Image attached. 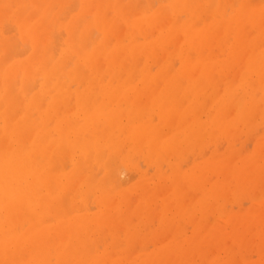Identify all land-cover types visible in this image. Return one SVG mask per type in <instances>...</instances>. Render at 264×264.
<instances>
[{"label":"bare ground","instance_id":"6f19581e","mask_svg":"<svg viewBox=\"0 0 264 264\" xmlns=\"http://www.w3.org/2000/svg\"><path fill=\"white\" fill-rule=\"evenodd\" d=\"M144 1L145 2L142 3L143 4L142 5V4H139V2L140 3L143 2L141 0H128L126 5H123L124 2H126L125 0H0V264H53L52 262H50V260L51 261L55 260L54 262H57V264H103L104 261L106 262L107 259L103 261V258H108V255H113V254L108 253L107 257H106V255L104 256L103 254H102L103 256H101V255L97 256V255H94V253L92 254L90 252H87L92 248V246H93L92 244H94V243H92L90 236H91V233H93V232L95 233V230L92 231V229H94V227H95V224H93V223H96V222H94L96 220L92 218V213L90 212L91 207L89 206V203H91L90 197L92 195L100 193L102 195L103 203L105 204L106 203L105 200L106 199L108 200L110 198L113 199L112 197H110L111 194H113L115 192H119V189L123 185L122 184L123 178L121 177V175H123L125 173V171L118 170V166H119V168L125 167V169H127L126 167H128L129 165L128 166H123V165H125V162L127 163V161L129 160L128 158L130 156L127 158V160H126V158L125 159L123 157L121 158V156H122L121 150L115 149L119 146V142H118L117 138H118V134L120 133L119 132L118 134H116L115 128H116V126L121 125L123 123V120H122L123 116L125 117V119L127 117L128 119H131L132 121H134L136 118H137V120L140 118L141 119L144 118L140 114L144 113L143 115L145 116L146 112L143 111V113H142L141 111L144 108L147 110L148 106L152 105V104L149 105L150 101L148 103V106H147V103H145V102H148V99L150 100V97L148 96L150 93H151L150 96L153 94L151 97V102H153V104L154 103L158 104V102H161L162 97L165 95L169 94L172 97V95L170 93L165 94L166 89H163V83H162L163 79L160 81L159 78L164 77V79H165V78L169 77V80H167V79L164 80V81H166V80L168 81V83H166L164 85H168L167 89L169 90V92L172 91L173 89L177 90L178 88L182 89L181 90V92H182L183 91L182 87H184V86L186 87V85H185L186 82L190 83L192 80H195L194 86H196V84H197L196 81L200 79V83H199V85H200V84H202L201 80L205 76L207 78H209L210 75L211 76L213 75L212 76V77H214L212 79L213 81H215V80L217 81L218 79H220L219 77H217V75L220 73L212 72L213 71L212 65H211L212 61L210 59V57L211 58L217 57V56L211 55L212 52H215L216 54L218 53V51L221 52V49H218V51H216L218 46H217V48H216V45L212 46L216 43L215 42L216 38L214 39L215 36L213 37V34H216L217 31H219V30H216V32L214 31L215 29H217V26H219L218 29L220 28L223 30V34H222V32H218V33H220V36L224 37V38L222 37L223 40L224 39L226 40L225 35L226 36L231 35L230 41L235 40V44L239 43L240 47L243 46V44H246L245 42H247L246 39L244 40V38L249 37L253 33V31H255V30H252V29H254L253 28L254 26H255V28L258 27V29L256 28V30L258 31V33H256V35L258 34L257 38L259 37V40H262V41L264 39V5H263L264 2H263V0H261V1L258 0L260 3L262 2L261 4L258 2H255V0H252L253 2H255V4H259V5L253 4L252 1L250 0L251 4H253V6L254 5L256 6V7L254 6L255 8H251L253 6L251 4H249L248 1H245V0H242V1L240 0L241 2L240 1L234 2V0H233L234 3L233 2L231 3L232 0L231 1H229V0H156L158 3V6L155 5L156 4V3H154V2H156L155 0H144ZM203 1L206 3H203ZM244 1H245V4L242 3ZM205 4H207V5H205ZM208 4L210 6L209 8H207ZM234 4H236V7ZM239 4H240V6H239ZM211 6L213 9V11H212L213 13L210 11ZM234 7H235V9H234ZM236 8L238 10H236ZM250 10L252 12H256V14L253 13L255 15L254 17L252 15L248 16V17L252 16V20H251V18L244 17V15ZM206 11L208 12L209 15H207ZM203 12H206V14L204 15ZM211 14H213V15H211ZM249 14H252V13L250 12ZM214 15L217 18L219 17V19H216V17L211 18ZM247 15H248V13H247ZM208 17H210L212 20H210V18L208 19ZM243 17L245 19L248 18L247 20H251V22L245 21V23L247 22L245 24L243 22V20H245ZM255 17H256V19H254ZM201 18L202 19L204 18L203 21H205L206 20L205 18H207L208 21L206 20L207 22L206 21L204 22L207 24L210 23L209 21H212L213 24L212 23L209 24V29L212 30L211 27L213 25H215L214 30H213L214 33L212 31L213 34L210 32V30H209V32L211 33V35L205 34L207 28L202 27L204 25L203 21H201V24H203V25L199 26V22H200ZM214 20H216V21H214ZM240 20H242V21H240ZM252 21H254V22L252 23ZM238 22H239V25L243 24V23L245 25H242L240 27L241 29L235 27L236 29L234 30L235 31L234 32L233 31L234 26H235V24H238ZM241 22H243V23H241ZM207 24H205L204 26H207ZM247 25H248V27L245 28V26H247ZM250 25L252 27L251 33L247 32V30H248L247 28H249V30H250V27H249ZM201 27L203 29H206V30H203V31H205V33L203 31H201L202 29L201 30L198 29ZM154 28H155V30H153ZM242 28H243V30H242ZM150 30H152V32ZM153 31L154 32L157 31L156 33H158V34L154 33ZM167 31L177 32L176 34H178V36L175 33L171 32V35H172V33L175 34L176 36H174V37H176L177 39L178 38L180 39L182 36L183 37L180 40L178 39V41H177L176 38H174L172 35V37L174 39H172L173 41L171 40V43L168 41L169 42V44H168V42H166V41L168 39H171L172 37H170L168 35ZM243 31H246V32H244L242 34ZM209 32H207V33H209ZM98 33L100 35L96 36ZM153 33L158 35V36H155L157 38H152V36L154 37ZM166 33H167L168 37H170V38L166 39V36H167ZM246 33L250 34V35L248 36ZM180 34H183V35H180ZM150 35H152L151 36L152 41L149 38ZM253 35H255V33L252 34V37H253ZM256 35H255V37H256ZM94 36L98 37V40H94ZM141 36L143 38H145V41H147V43L144 41L145 42V43H143L144 46H142V44H141L143 42L140 40ZM217 36H218V34H217ZM250 38H251V36H250ZM250 38H248L249 41H250ZM148 39H149L150 43L148 42ZM182 39H185V40H182ZM220 39H221V37H220ZM253 39H254V37H253ZM256 40L258 41V39H256ZM176 41H177V43H176ZM217 41H218V44L221 43L219 41V38ZM221 41H222V39H221ZM230 41H229V37H228L227 44L231 45ZM241 41H243V42H241ZM257 41L249 42V43L255 44V47H256V44L258 43L257 48H259V50L257 48H255V50L256 49L257 50L256 51L253 50V51L249 52V54H248V51H249V49H253L252 48L253 44H251L250 48H249V46L247 47L245 45L246 50L244 49V46H243V49L240 48L242 51L240 49L236 50V48L239 47V45H238L235 48V50L237 52H235V53L232 52V53H234V54H232V56H235V57L234 58L232 56L228 57L227 59L229 61H230V59H232V60L230 62L227 60L228 61L227 64H225V66L223 65L224 68L222 66H221L222 68L219 67V65L215 64V62H213L212 64L216 65V66L218 65V69L219 68L223 69L222 72L220 71L221 74L223 75V76L221 75L222 77H224L225 74L227 76H229L231 71H233L231 76L236 75V76H234L236 79L237 75H239V74H237L238 73L237 69H239L240 65L244 66V64H245L244 62L247 61L246 64H247L248 68L253 69V70H259L260 69L259 71H256L259 73V75L256 73V75L259 77V78L257 77L258 81L262 80V78L264 79V75H263V73H264V71H263L264 70V49L263 50L260 49L259 41L258 42ZM262 41L260 43V46L263 45ZM178 42H179V45L182 43V45L179 47L176 46V45H178ZM222 42L224 43V41H222ZM228 42H230V43H228ZM240 42L242 43V45L240 44ZM145 44H146V46H145ZM173 44L179 50V52L177 49H175V47H173ZM207 44H210L209 47L211 46V49L214 48L210 52V55H211L210 57H207V55L204 52L205 51L204 47H206ZM221 46H222L221 48H224L223 44H221ZM232 46H233V43H232ZM209 47H208V49H209ZM226 47H228V45H226ZM170 48L172 50L173 49L177 50V52L175 50H174L175 52H172V50ZM228 48H226V49H228ZM230 48L234 49L233 47H230ZM247 48H248V50H247ZM159 49H164L165 52L168 51L169 54L164 52L166 54V56H164L165 54H163V52H161V51H159L160 52V54H159V53H157ZM180 49H181V51H180ZM226 49L223 50L221 52V54L225 53L227 51ZM164 50H162V51H164ZM207 51H209V50H207ZM170 52L174 53V55L177 58H180V60H181V57L183 58L184 64L182 63V61L180 62L178 59H176V60H178V62H180L182 65H185V68H180V67H179L180 69L174 68V67H176L175 62H174L176 57H173L174 55H172V53L170 55ZM182 52H184L185 55L180 57L181 54L182 55L184 54ZM241 52L246 53L245 57H244V54L241 56L242 59L244 60L242 62H241L242 59H241V57L239 58V54H238ZM177 53H179V54H177ZM221 54L219 53V56H221ZM227 55H228V53H227ZM227 55H225V56H227ZM236 55H238V57H236ZM247 55H249V56H247ZM161 56H164V57L162 58ZM167 56H169L170 58L172 57L171 58L172 60L170 58L168 59L170 62L167 61V59H166ZM208 56H209V54H208ZM159 57H161L162 59H166L167 62L165 60L163 62H161L162 60H161V58L159 59ZM188 57H192L194 59L193 60H192V58L188 59ZM246 57H248L247 58L248 60L247 59L245 60ZM173 58H174V60H173ZM238 58H239V60H238ZM188 60H190L191 63L185 62ZM217 61H219V59ZM217 61H216V63H217ZM237 61H240V63L238 64ZM155 62L158 63V65H155L157 68L156 67L154 68V66H152V65L156 64ZM160 62L163 64H160ZM225 62H226V60H225ZM141 63L144 64V67H142V68H141V66H143V65H141ZM173 63H174V66H173ZM176 63H177V61H176ZM185 63L186 64L189 63V64L186 65ZM164 64H165V66L166 65L169 66V64H170V66L171 65L172 66L171 67L166 66L167 70H165L166 71L165 72L163 70ZM220 64H221V62H220ZM139 65H141V66H139ZM230 65H231L232 69H231ZM232 65H234V66L238 65L237 68L236 67L234 68L236 70L233 69ZM179 66H181V65H179ZM158 67L160 69L162 68L161 70L163 72L158 70ZM215 67H213V69H215ZM168 68H170L172 70V72H173L172 75L174 77L171 75V70L168 71L169 70ZM156 69L158 70V74L160 75L159 77H158V74L156 73ZM224 69H226V70H224ZM240 69H241V66H240ZM261 69L263 72L261 71ZM174 70H176V72ZM229 70H231V71H229ZM152 71L155 73H153ZM214 71H216V69ZM224 71H227L229 74H227V72L224 73ZM218 72H219V70H218ZM252 72H254L252 74H255V71H252ZM165 74H168V75L166 76ZM169 74L173 78H171ZM196 74H198L199 77H195ZM245 76L247 77V75H245ZM253 76H255V75H253ZM139 77L142 80L139 79ZM240 77H242V76H240ZM250 77H252V76H249V79H250ZM255 77L251 78L252 79L251 84H253V82H254L253 79ZM134 78L139 79L140 85L142 83L144 85L146 83V85H148V86L149 85H151V86L155 85L157 87V89L155 88L156 91L153 90L150 86L149 88H151V89L148 88L147 91L144 89H143L144 91L139 89V92H140L139 93L137 91V88L142 89V87L139 85L137 87V84H139V83H138L137 79H136L137 83H135L136 81L134 80ZM227 78H232V77L229 76ZM181 79H182V81L184 79L186 82H185V84L183 82L184 86H182L180 88V86L175 85V82L176 81L178 82L179 80L181 81ZM224 79H225V77H224ZM180 81L178 83H180ZM209 81H211V79ZM237 81H238V78H237ZM260 82H262V81H260ZM232 83H234V82L232 81ZM156 84H158V85L161 84L162 89L160 88V86H158ZM220 84L221 83H219V85ZM144 85H142L143 88L146 86V85L145 86ZM173 85L175 86V88H173ZM210 85H211V83H210ZM254 85H256V82L254 83ZM215 86H218V85H215ZM158 87H159V89H158ZM189 87H191V85H188V88ZM197 87H198V85H197ZM219 87L221 90V88H222L221 85ZM145 88H147V87H145ZM245 88H247V87H245ZM253 89H255V87ZM134 90L136 92H134ZM150 90H151V92L147 94L146 92H148ZM141 91H143V92H141ZM199 91H201V90H199ZM133 93H135L137 95L138 100H141L143 95H146V96L144 97V100L142 99L143 101H141V103H140V101L137 100V97H135L136 99L131 100L133 97L132 95H135ZM217 93L219 94V92H217ZM129 94H131V95H129ZM139 94L141 97L139 96ZM175 94H177V92H174V95ZM182 94H184V93L182 92ZM211 95H213V94H211ZM179 96H180V93L177 97L179 98ZM184 96H185V94H184ZM175 97L176 96H174V99H175ZM177 97H176L177 104H176V102L173 104L174 107L177 109V112L174 111L176 109L173 108V111L171 110V112L173 114L169 110V112L167 111L168 114L164 118H161V120L168 118V117L171 118L174 115V117L171 119H177L175 116H177L179 118L181 117V118L177 124H176V121H175V123H172V124L173 125H180V123H181V125L183 126L184 124H182V123L183 122L186 123V120L189 121L191 119V122H192L193 117L188 119L187 116L191 117V116H193V112L196 113V112H199V110L193 111V109L197 108V107L194 106L193 109H191L192 108L191 107L189 109L190 113L187 110L186 112L188 114H186V116H184L182 118V115H185V114H183L182 111H180V109H178V107L182 103L180 105L178 104L179 103L178 100L180 101V98L177 99ZM223 97H226V95ZM242 97H245V96L243 95ZM256 97H257V95H256ZM256 97L254 99L255 101L251 102V103L254 102L253 105L250 104L252 107H248L251 110L254 107V105L257 106V104H258V103H256V99H257ZM127 98H129L130 100L129 99L126 100ZM181 98H182L181 100L185 99V98H183V96ZM208 98L210 99V97H208ZM211 98H214V97L212 96ZM227 98L229 99V97H226V99ZM263 98L261 97L262 100H263ZM145 99H146V101H145ZM235 99H236V97H235ZM125 100H126V102L131 101L130 105L128 104V102H127V104L132 108L131 110H128L126 116L124 115L126 113L125 109H127L129 106L127 104H125V105H127L125 108V106L123 104V103H125L124 102ZM171 100L173 101V99H171ZM218 100L216 101L217 103H218ZM223 100H225V99H223ZM223 100H222L221 104H223V102H224ZM233 101H235V100H233ZM238 101H240V99ZM238 101L236 104H238ZM241 101H243V100H241ZM142 102H143V104H142ZM169 102L170 101H168V103ZM144 103H145V105H144ZM172 103L173 102H170V105L164 103L163 105L165 107L160 103L162 107L159 106L158 110H159V108H161V111H162V109L164 110V109H166V107L171 106ZM197 103L199 104V102H197ZM208 103L209 102H207V104ZM262 103L260 102L259 104L261 105ZM231 104L229 106H231ZM141 105H143V106H141ZM201 105H204V104H201ZM227 105L228 104H226V106ZM122 106H124V107H122ZM226 106L223 108H226ZM186 107H187V105H186ZM123 108H125V109H123ZM169 109H170V107H169ZM254 109H257V107H255ZM148 110H150L148 114L154 112V111L152 112L153 108L152 109L148 108ZM158 110L156 109V111H158ZM202 111H200V112H202ZM223 111H224V109H223ZM255 111H257V110H255ZM175 112L180 114V115L178 116V114H176ZM221 112H222V110H221ZM231 112H232V110H231ZM137 113L139 114L138 115L139 118L136 117ZM158 113L160 114V112H158ZM195 113H194V118L196 115ZM219 113H220V111H219ZM219 113H218L217 117L220 121V118H226L227 119V117H231V114L233 112L231 114H230V112H229V114H226L227 112H225L224 117H222L223 115L221 116L222 113L221 114H219ZM189 114H191V116H189ZM214 115H215V113H214ZM227 115H229V116H227ZM151 116H153V114ZM234 116H236L235 117L236 120H237V117H239V116H237V114ZM145 117L147 118L148 115ZM159 117H160V115H159ZM246 117H247V114H245V119H246ZM146 118H145V121L139 123L137 125V127H134L132 129L134 132L137 131L136 133H134L131 129H130V131L128 130L129 132L132 131V136H134V140L136 138L139 140L141 135L143 136L142 138H144V135H145L146 138H144V140L148 139V136L150 138L153 137V140L151 143L152 146H147L150 154L159 155V153H160L159 147L160 146L161 147L163 146L164 150L166 149L164 151V152H166V153H164L166 155L165 157L168 156V153L171 151L170 149H173V148H175L177 150L176 151L174 149V153L177 154L179 152L178 150H179L180 146L177 149L176 148L177 143H175V144H171V143L175 142V141L177 142L178 136L177 135H176L177 137L174 136L175 133H174V135H172L173 138L176 137V139L174 141H173V139H171L172 140V142H170L171 145L170 144H169V146L167 144L161 145L162 142L158 140L159 137H157L156 131H153L150 129L151 125L149 126V124H151V123H149V120H146ZM212 118H213V116H212ZM249 118H247L246 120H248ZM253 118H255V117H253ZM141 119H140V121H141ZM153 119L156 120V118H154V117H153ZM171 119H169L170 121L167 124L168 127L171 124L170 122L174 121V120L171 121ZM196 119H197V116H196ZM245 119L243 121H245ZM137 120H136V122H137ZM165 120H167V119H165ZM232 120L233 119L230 120L231 123H229V125H227V124L226 125L228 127L233 126L232 130H234V124H232V122H233ZM242 120H241V124H239L240 121H239V123H237V124H239L238 125L239 127L236 128V133L234 132L233 135L237 136L236 134H238V132H237V131H239L238 129L241 128L243 130L244 126L250 127L249 126L250 124H248L246 126L247 122H245V123L243 122V124H245L243 126ZM250 120L251 119H249V121ZM132 121L128 122L127 124L132 123ZM159 121H160V119H159ZM150 122H151V120H150ZM161 122H163V121H161ZM236 122L234 120L235 125H236ZM202 123H204V122H202ZM205 123H207V122H205ZM123 124L121 126L126 125V124H124V125ZM192 124H194V122ZM222 124L224 125V123H222ZM222 124L220 125L221 127L219 126V129H222V131H224L223 128H225L226 132L231 129V128H229L227 130L225 125H224V127H222L223 126ZM259 124H261V123H258L256 125H259ZM200 125L201 124H199V126ZM191 126H193V125H191ZM151 128H152V126H151ZM155 128H157V127H155ZM188 128H189V126H188ZM194 128H195V126H194ZM124 130L126 131V129H124ZM158 130H160L159 127H158ZM168 130L169 129H167V131ZM185 130H187V129H185ZM245 130H247V129H245ZM125 131H123V133ZM167 131L165 132V134L167 133ZM169 131H171V130H169ZM178 131H180V129ZM231 131H229V132H231ZM129 132H127V133H129ZM172 132H174V131H172ZM186 132H185V134H186ZM188 132H189V130H188ZM195 132H192V134L194 133V135H195ZM213 132H214L213 134H216L215 131H213ZM251 132L253 134L256 131L253 132L251 130ZM206 133L207 132L204 133L205 136H206ZM225 134L226 133H224V135ZM227 134H229V133H227ZM231 134H229L230 137H232ZM159 135L161 136V134H159ZM162 135H164V133H162ZM194 135H192V136H194ZM222 135H223V133H222ZM222 135H220L221 138H223ZM123 136H125V135H123ZM200 136H201V134H200ZM205 136L203 135V137H205ZM260 136L262 139L259 138L257 140V144H256L257 146L255 145V147L258 149H255L254 154H252V156H249V158L248 157H246L245 159L241 158L243 163L248 165V166L247 165L245 166V168L247 167L245 172H247V170L251 167L249 169V172H250L249 176L250 177L252 176V178H253L252 172L253 173H254V171L256 172V170H258V168H259V171H257L256 174L254 173L257 176V178H253V179L250 178L249 179V180H253V181L256 179L254 181L256 183H257V181L262 180V179H259L258 177L261 176L260 178H262V176H264V173H263L264 171H262L263 174H261V170L264 168V161H262L264 159V155H262V154H264V151H263L264 149H260V148H264L263 147L264 146V141H263L264 136H262V134ZM170 137H171V135H170ZM203 137H201V138H203ZM212 137H213V135L211 134V138ZM227 139H228V137H227ZM140 140L142 141L143 139H140ZM144 140L142 141V143L145 142ZM199 140H200V138H199ZM128 141H129V139H128ZM163 141H165L167 143L166 140H163ZM193 141H194V139H193ZM201 142L204 145V142H208V141L207 140H204V141L201 140ZM142 143H141V146L143 145ZM127 144H129V143H127ZM130 145H131V143H130ZM138 145H140V144H138ZM178 145H181V147H183L182 143H180ZM132 146L133 145L129 146L130 149H132L131 148ZM165 146H168L169 149H168V147H165ZM144 147H146V146H144ZM200 148H199V150H201ZM130 149H129V151H130ZM133 149H135V148H133ZM181 149H182V152H181L182 154L187 153L189 150V148L185 149V147H183ZM259 149H260V151H257ZM184 150H187V151L185 152ZM129 151H127V152H129ZM241 152H242V149H241ZM141 153H139V154H141ZM205 153L207 154V152H205ZM224 153H227V152H224ZM129 154H131V153H129ZM143 154L146 155L145 152ZM164 154H163V156H164ZM178 154L180 155V157L185 156V154H184V156L181 155L180 153H178ZM194 154H195V152H194ZM169 155H171V153ZM218 155H217V160H216L217 162L214 161L215 163H212L213 166H212V164H210L208 162L209 160H207L209 166H211L210 168L208 167L207 163H205L207 165V167H205V166L201 167L202 164L200 163L201 168H198V167L194 168V166H195L194 165L190 169V170H193V172L192 171L191 172L190 171L185 172L188 175L185 177L183 176L184 179L180 175L178 177H176V176L173 177L172 181H174V184H177V187L174 188L175 193L171 192L172 195L170 194V196H169L173 182L171 181L172 184H170L168 182L169 188H167L168 189L167 191H169V190L170 191L165 192V194L164 193L161 194V196L164 194L163 196H165V198L162 196V198H160L159 203H158V200H157V202H155L157 192H156V194L154 192L155 196L152 193L151 197L149 195L148 200L146 199L149 202V203L146 202L147 206H148V207L145 206L146 208L143 207V205L141 203L140 204L138 203V204L142 205V207L139 208L137 206L138 208L136 207L135 209H133L134 207H130L128 205L129 203L125 204V201L126 202L129 201V199L126 200L128 198V195L126 196L123 194V191L122 192L120 191L121 194L126 196V199H124L125 198L124 196H122V198H121V200L122 199L125 200V201L122 200V201H124L125 205H121V207L126 206V207H124V208L122 207V208L124 210L126 209L127 211H124L123 209L121 210L120 208H118L120 210L119 214L117 212V216H116V214H114V213H116V211H115L113 214L116 217L112 214L113 218L111 217L112 215L110 216V212H109V214H106V212L104 211L105 217L107 216L106 219H109L107 221L109 223L103 222V225L106 224V225H104V228L106 230L112 229L113 227H115L116 224H118L120 222L119 227H121V228H119V229H121V231H122L123 230L122 227L127 228L126 227L127 224L129 226V223H126V222L124 223L125 220L128 221L126 218H130L128 214H130V216L134 215V216H132V218H135V219H138V218L143 219L141 217L142 215L143 216L147 215L145 217H148V219L152 218L151 216H154L153 214L156 215V213H155L156 210L154 209L155 207L151 205V203H154V202H155V204H159V205H161L164 202L162 204V206L164 205V207H160V209H159L160 212L157 211V213L160 214V215L157 214V216H159V217L156 216L157 218H162L159 220V222L161 224L164 222V220L167 219V218L163 219V217L169 216V215H167L166 212L168 211V209H170L169 207L172 206V204H173L172 202H175L174 200H176V202H175V208L176 209L171 207L174 209L172 211L173 212L175 211L174 213H176V210L179 212V210L182 211L183 208H186V209H184L186 211H183L184 216H182L183 218L186 217V219L191 214L195 215L196 218L199 217L198 214L196 216V212H199L201 214V215L199 214L201 216L200 220L201 219L203 220L206 218V216L208 217L210 215L208 212H211L212 214H214V212H217V210H218V212L222 211L224 205L227 204L226 202L230 201V200H228L229 197H227V198L222 197L220 199L221 195H219V194L224 193V192L220 193V191H222V189L220 190V186H222V183L224 186V184L227 181L223 182V181H219L218 180L219 178H217V179L213 178V181L211 183H208V182H210L211 179L207 178L209 180L208 182L205 179L206 177H208L207 175H209L208 173L210 172V170H211L210 175L214 174L213 171L216 169L215 166L220 168V166H222L224 164L223 165V168H224V166L229 165V164H226L227 162H224L227 159L221 160L222 162L218 161ZM231 155H232V153H231ZM261 155L263 156V158H261V159L259 158V159L262 161L263 164L262 163L256 164V162H259L258 157H260ZM132 156H134V152H133ZM171 156L174 159H176V157H174L173 155H171ZM203 156H204V154H203ZM238 156H239V154H238ZM180 157H178V158H180ZM135 158H137V156L136 157L134 156V159ZM171 158H170V160H172ZM236 158H237V155H236ZM251 158L253 160V161L251 160L252 163L250 161ZM255 158H256V160L257 159L258 160L256 161ZM153 159H154V157H153ZM231 159H228V160H231ZM211 160L212 159H210V161ZM118 161H120L121 166H120V163ZM164 161H166V160H164ZM173 161H175V160H173ZM173 161H171V162H173ZM238 161H239L238 162L239 165L237 163H235L236 167H232L235 165L234 161H232V160L229 161L230 164H232L231 162H233V165L230 166L231 169L229 168V166L225 167L224 169L221 167L222 170H220V172H219V170L217 168L216 170L219 173H217L215 175H219L221 172L224 173V170L226 168H229L232 177L230 175L229 176L231 178H235L234 181L235 180L237 181V179H239L238 177L242 176L240 174H243L244 169H245L242 167L244 164H242V162L239 160V158H238ZM116 162H118V163H116ZM137 163H138V161H137ZM139 163H140V160H139ZM141 163H142V161H141ZM158 163H160V162H158ZM188 163H189V161H188ZM202 163H204V162H202ZM219 163H220V166L218 165ZM253 163H255V164H253ZM154 164L157 165V163H154ZM162 164H163V161H162L161 165ZM250 164H253L254 167H252L253 165H250ZM112 165H114L115 167L114 166L112 167ZM140 166H141V164H140ZM198 166H199V163H198ZM212 167H214V168L212 169ZM237 167H239V168H237ZM162 168H163V166H162ZM197 168L200 171H197ZM233 168L234 169L237 168V169L234 170ZM240 168H243V170ZM128 169L130 170V168H128ZM179 169H182V167ZM203 169L208 170L209 172L205 171V170L203 171ZM239 169H240V171L242 170V172H239ZM175 170L177 171V169H175ZM201 170L203 172H207V174L204 175L205 174L204 173V174H202V176H201V174L199 175V172H202ZM237 170L239 173L237 172ZM133 171H134V169L131 170L132 174H134L136 172V171H134V172ZM166 171H168V170H166ZM166 171H165V173H166ZM180 171L181 170H179V172ZM194 171H197L198 173H195ZM193 173L196 174V176H194ZM233 173H234V175H233ZM237 173H238V176H237ZM100 174H102V175L99 177ZM199 176H201L202 180H204V181L206 180V182H204V184H206V183L208 184V186L206 185V190H207V188H210V186H212L215 188L213 190L219 192V193H217L219 196L216 194V197L215 196L212 197L211 198L212 201L211 202L209 201L210 203L216 202V205L214 203L210 204L212 206L207 205L209 202L206 203V201H208V198L206 200V197H205L204 199L201 200L203 202L197 203L198 205H195L196 204V202H195L194 205H195L196 209L193 208L194 206H192L193 209L192 208L190 209L189 203L192 204V202L195 201V197L197 196V194L194 192L193 195L191 194L193 200L191 198L190 200L189 199L185 200L186 201L185 202L183 199H186L190 193L185 195L184 193H187V192H185V190L182 193L183 189L180 186V185H182V182L180 183V185L178 182L180 179L184 180V181L186 180L187 182H183V184L186 187V190H188V189L191 190L193 188H194L193 190H195L196 189L195 187L192 188L190 186V185L194 186V183H195L196 187H199V185H200V186H202V188L204 190L205 185L203 183H201L203 181L199 179ZM204 176H205V178H204ZM190 177H192V178H190ZM193 177H195V178H193ZM222 177L225 178L227 176L225 175ZM247 177L245 178V180H243L244 177L243 178L241 177V179L238 180L239 184L242 183V180L243 181L248 180ZM188 178H189V180H188ZM220 178H221V176H220ZM190 180H192L191 181L192 184L188 183ZM215 180H218V181H215ZM220 180H222V178ZM232 180L233 179L228 180V182L231 181L228 184H230L233 187L232 184L235 183L233 191H236L239 188V184H238V182H233ZM163 181H164V179H162V183H163V186L165 187L166 182L168 180L166 182H163ZM196 181L199 182L200 184L196 183ZM140 182H142V181H140ZM158 182H159V180H158ZM254 182L253 183L251 182L250 185L253 184L254 187H256L255 186L256 183H254ZM164 183H165V185H164ZM186 183L189 186H187ZM217 183H218V185H217ZM220 183H221V185H220ZM258 183H260V182H258ZM153 184L156 186L155 183H153ZM159 184H161V183H159ZM201 184H203V185H201ZM228 184H227V188H226V186L225 187L222 186L223 190L227 191V192L225 191V193H224L226 195H228V193H229L228 189H229L230 185H228ZM243 184L244 183H242L241 185H243ZM247 184H248V182H247ZM139 185H140V183H139ZM155 186L153 188L155 189V191H158L159 189L157 190V188H155ZM249 186L247 187V185H245L244 186L245 189H243L244 187L241 186L243 190L240 187L238 189L239 192L238 191H236L237 193L233 192L232 196H233V194L235 197L240 195V197L242 199L241 194L242 195L244 194V192H242V191L245 190V193H247L246 191H248V190L246 189V187L250 190ZM130 187H129V189H130ZM160 187H158V188H160ZM151 188L152 187H150V189ZM137 189H139V187H137ZM137 189H135V190H137ZM154 189H153V191H154ZM131 190H133V189L131 188ZM141 191L143 192V190H141ZM149 191L150 190L147 189V191H145V193H143L144 196L146 194L148 195ZM176 191H177V193H176ZM230 191H231V189H230ZM159 192H160V190H159ZM190 192L192 193V190ZM180 193H181V195H180ZM150 194H151V191H150ZM173 194L174 195L179 194V196H177L173 200V197H174ZM249 194H250V191H249ZM138 195L140 197L139 199H142V197L144 198L142 193H140ZM147 195H146V197H147ZM205 195H207V194H205ZM211 195H212V193H211ZM226 195H224V196H226ZM185 196H186V198H184ZM228 196H230V194ZM232 196H231V198H235L234 196L233 197ZM166 197H168V199L173 200V201L170 202V200H168ZM179 197L180 198L183 197V199L181 198L182 199L181 200ZM217 197L220 200L225 198L224 199L225 201L223 200V201L218 202L219 199ZM151 199H153V200L155 199L154 202H152ZM177 199H180V200H177ZM209 199H210V196H209ZM214 199H215V201H214ZM246 199H243V200H246ZM115 200H116V198H115ZM131 200H132V198H131ZM231 200H233V199H231ZM97 201L99 203L98 199H97ZM109 201H111L109 206L114 205V202L112 203L113 200H108L107 203H109ZM138 201L140 202V200H138ZM100 202L102 203V201H100ZM167 202L171 203V205H169V207L167 205ZM183 202L186 204H184ZM165 203L167 206H165ZM187 203L189 206L187 205ZM130 204H131V206H133L132 205L133 203L130 202ZM176 204H177V206H178V204H180V206H183L182 209H179L181 207L180 206L177 207ZM199 204H200V206H199ZM220 204H221L222 208L219 206ZM232 204H234V203H231V205ZM213 205L216 207V208H214V212H212ZM252 206L253 207H255V206L251 205V209H252V211H254L256 208H252ZM149 207L151 209H149ZM200 207H202V208H200ZM206 207L207 208L209 207L208 209L209 210L211 209V211H209ZM162 208H163L164 212L166 210L165 214L163 213V210H161ZM187 208H189V209H187ZM199 208L201 209V211L199 210ZM219 208H221V209H219ZM230 208H228V209H230ZM130 209L135 210V212L132 211L133 213L132 212L130 213ZM136 209H138V210H136ZM142 209H144V210H142ZM153 209H154V213H153ZM193 210H195L196 212ZM197 210H199V211H197ZM236 210H238V207ZM128 211H129V213H128ZM142 211H144L145 213L142 214ZM234 211L235 210H233V213H234ZM245 211H247V209ZM121 212H122V216H123V218L122 217L121 218L123 221L121 219L119 220L120 217H118L119 215H121ZM183 212H179V216H178V213H176V214L180 218ZM186 212H187L188 216L185 214ZM248 212L249 211H247L245 214L248 216H249V214L251 215V213H248ZM124 213H126V215ZM135 213H137L138 216L136 214V217H135ZM205 213H206V215H205ZM227 214L228 213H226V215ZM124 215H125V220H124ZM172 215H173V213H172ZM246 215H244V217ZM97 216H99V215H97ZM173 216H172V218H173ZM213 217L215 218V216H213ZM227 217L229 218L228 215H227ZM234 217H237V216H234ZM153 218H155V217H153ZM172 218L170 217V218H168V220L170 221ZM214 218H211V219H214ZM115 219H116V221H115ZM217 219H219V218H217ZM262 219L264 221L263 215L261 216V220ZM132 220L134 221V219H132ZM161 220H163V221L161 222ZM168 220H166L167 222L165 221L166 224L165 223L164 224L166 226L168 224V227H169V223H172V222L171 221L168 222ZM174 220H175V218H174ZM200 220H199V222H200ZM219 220H222V219H219ZM224 220H225V218L223 219V221ZM110 221H113V222L115 221V222L113 223ZM185 221L188 222L190 220L188 219V221L187 220H185ZM263 221H262V224L259 221L260 224H258V226L256 227L255 233L259 237L261 242L264 243V241H262V240H264V226H262V225H264ZM197 222H196V224H197ZM226 222H228V221H226ZM121 223L123 224V226ZM140 223L141 222H139L138 225ZM174 223H175L174 225H177L178 222L176 221ZM183 223L184 222L180 223V221H179L178 227L183 225ZM229 223L232 225L234 222L231 223L229 220ZM99 224H102V223L100 222ZM179 224H181V225H179ZM189 224H191V223L189 222ZM193 224H195V223H193ZM198 224H197V226H195L197 228V230H196V228H194L193 232L199 238L196 240L197 237L194 234H193L194 238L191 237L193 239L186 238L187 240H190V241H186V242H188L189 245L192 243L191 247H188L187 243H186L187 245L185 244V247H184L183 240L180 242V244H178L176 241H180L179 239H174L178 245L176 243L173 244L171 242L172 240L169 241L172 243V245H171V243L169 244V242H168V245H166L167 243H165V244L162 243L164 245V246L162 245L164 247V251H165V249H167V246L168 247L172 246L173 248L175 246L176 250L179 248L176 253L178 254L180 252V254H178L177 257L179 258V256H180L183 259V260L181 259L179 261L180 264H191V262H193L194 264H196V263L199 264L197 261H194V259L192 260V258L194 257L193 255L201 252L202 255L200 254L201 256L200 255L199 256L200 257L204 256L203 255V253H205V252H203L204 249H205V251L208 249V248H206L205 245H209V243L211 241H214L217 238V236L219 235V232H221L219 230L223 231L221 224L216 223V224H218V226H217L214 223L213 224L215 226L214 229L212 228L213 227V225H212V227L210 226L211 228L209 231H205V233H203L204 232L203 231L202 233L204 236L202 235L201 237L204 239H201V237L199 235L201 233V231L199 230V229H201V226L199 227ZM236 224H238V223L233 224L232 228H234L233 231L234 230L238 231L239 234L234 231L233 235L236 233L235 234V241H240L242 239L241 240V242H242L243 239L245 238V236H244L245 233L241 231L243 229L242 225H240V224L237 225V226H239L238 228H240V226L242 227V228H240L241 230L239 231L238 228H236V226H235ZM132 225H134V224H132ZM205 225H208V224H205ZM205 225H203V227H205ZM111 226H113V227H111ZM172 226L169 227V229L164 227L163 229H165V231L160 232V234L158 233V237H160V235L164 234L163 232L166 233V229L167 230H170V228L172 229L173 228ZM183 226H185V225H183ZM129 227H132L129 229H131V230L133 229V226L130 225ZM138 227H140V225ZM181 227L179 230H177V229L176 230L178 231V235L180 234L181 236H183V233H181V232L183 231L182 228H184V227H182V228ZM215 228H216V230H215ZM180 230H181V232H179ZM198 230L200 231L199 233L197 232ZM203 230H206V229H203ZM134 231H136V230H134ZM134 231H132V233H134V235H136L139 232V230H138V232L137 231L134 232ZM128 232L131 233L130 230L127 231V233ZM186 232H187V230H186ZM103 233H105V231H103ZM127 233H126V236L129 235V233L128 234ZM211 233H213V235L214 234L217 235V236L216 235L214 236L215 237L214 240H213L214 237H211L212 236ZM242 233H244V234H242ZM100 234H102V233H100ZM131 234L129 235L130 236L129 240L131 238H133L132 236H134ZM141 234H142V232H141ZM229 234H230V232H229ZM102 235H104V234H102ZM207 235H209V236H207ZM137 236H138V234L134 237L136 238ZM142 236H144V235H140L141 240L133 239V242H135L133 247H135L136 240L140 241V243H139L140 248L142 246H145V245H143L144 244L143 242H144V240H146L145 242H147V237H146V239L145 238L142 239L141 238ZM148 236H150V234ZM105 237H109V236H105ZM176 237H178V236H175V238ZM210 237H211V239H209L207 241V238H210ZM219 237L220 238H217L218 240L221 239V236H219ZM94 238H95V236H94ZM155 239H157V237ZM90 241L92 243L91 248L89 247ZM97 241H100V240L98 239ZM139 241H137V243ZM195 241H196V244L194 243ZM198 241H200V242H198ZM130 242H131V240H130ZM95 243L97 244V242H95ZM184 243H185V241H184ZM98 244H100V243H98ZM106 244H108V243H106ZM203 244H204V246H203ZM131 245H133V244L131 243ZM169 245H171V246H169ZM179 245L182 247L183 250L181 249V247ZM231 245L232 244L230 243V245H228L229 247L227 246V248H222V250H221V251H224L226 253V255H225L226 257L224 256L225 259H222V257L220 259V257H218L220 255V253H218V252H220V250L217 252V254H218V256H217L215 253L211 254L212 251L208 249V251H206L205 254L208 255V252L210 251V255H208V256H210V259L208 258V256L205 255V257H207L206 259H208V260H206V262L204 260L201 263L208 264L210 262V264H229V263L231 264L233 262L236 264V262H234V261H237V260L231 259V256H230V255L233 256V250L231 249V251H230V247L233 248V246H231ZM136 246H138V245H136ZM98 247H100V246H98ZM146 247H145V249H146ZM159 248H158V250L156 249V251L157 252L159 251L158 253L160 254L163 251V248H161V246ZM184 248H186L188 250H186ZM198 248L202 251H199L198 253H196L199 250ZM212 248H214V247H212ZM228 248H229V250H228ZM189 249L195 253L192 254V252L189 251ZM225 249H226V251H225ZM141 250H142V248H141ZM160 250H161V252H160ZM193 250H195V251H193ZM90 251H92V249ZM95 251H96V249H95ZM156 251H154V252H156ZM181 251H183L184 253L181 254ZM188 251L190 252L191 257L189 255ZM93 252H94V250H93ZM118 252H120V251H118ZM154 252L152 251V254ZM172 252H175V250ZM227 252H228L230 258L227 255ZM230 252H231V254H230ZM111 253H112V251H111ZM144 254L145 253H143L141 255V257L145 258L146 255H144ZM150 254L151 253H149V255ZM152 254H151V256H152ZM50 255H52V258L50 257ZM149 255L147 254L146 258L150 257V260H153V259L156 260L157 259L156 257L151 258V256H149ZM155 255L156 254L154 253L153 256H155ZM165 255H167V254H165ZM125 256L127 257V259L123 258V260H124L123 262L121 261L122 258L120 259V257H118L119 259L116 258L117 260H113L112 257H110L112 260L110 258H108L107 262L108 263L111 262V264H112V261L113 262L115 261L114 263H117V264H119L120 262H121L120 264H122V263L125 264V262L128 259H130V256H129V258H128V255H125ZM174 256H172L173 258L171 257L172 259L170 258L169 260L176 261L177 257L175 256L176 257L175 258ZM186 256H188L190 258H188ZM220 256H223V255H220ZM131 257L133 259L130 262L128 260L129 263L128 262L127 263L128 264H135V262L137 260L135 259V257H133V256H131ZM144 258L140 259L142 264L146 263L147 261L149 262L148 259H144ZM174 258H175V260H174ZM211 258H212V260H211ZM232 258H234V257H232ZM200 259L202 260L203 258H200ZM118 260H120L119 263H118ZM231 260H233V261H231ZM148 262L146 264H149ZM138 263L140 264V262H138ZM138 263H136V264H138ZM151 264H155V263H151Z\"/></svg>","mask_w":264,"mask_h":264},{"label":"rangeland","instance_id":"374dc122","mask_svg":"<svg viewBox=\"0 0 264 264\" xmlns=\"http://www.w3.org/2000/svg\"><path fill=\"white\" fill-rule=\"evenodd\" d=\"M126 2H124V4L123 5H126V3H127V1L128 0H125ZM141 1H143V2H139V4H142V3H144L145 1L144 0H141ZM156 1V0H155ZM229 1H231V0H229ZM235 1H240V0H234V2ZM242 1V0H241ZM240 1V2H241ZM245 1H248L249 2V4H251V1L250 0H245ZM245 1L244 2H242L243 4H245ZM259 1H261V0H259ZM258 0H255V2H258V3H260ZM233 2V0L231 1V3ZM233 2V3H234ZM255 2H253L252 1V3L253 4H255ZM263 2H264V0H263ZM154 3H156L155 5L156 6H158V3H157V1L156 2H154ZM203 3H206V2H204L203 1ZM238 3V2H237ZM262 3V2H261ZM260 3V4H261ZM73 4V3H72ZM146 4V3H145ZM241 4V3H240ZM240 4H239V6H240ZM253 4H251L252 6H253ZM143 5V4H142ZM205 5H207V4H205ZM235 5V7H236V4H234ZM242 5V4H241ZM255 5H259V4H255ZM254 5V6H255ZM263 5H264V3H263ZM155 6V7H156ZM243 6V5H242ZM251 7V8H255V7ZM210 6H209V4H208V7L207 8H209ZM235 7H234V9H235ZM238 7V6H237ZM211 9H212V6H211ZM210 9V11L212 12L213 11V9L211 10ZM250 9V8H249ZM236 10H238L237 8H236ZM252 10V9H251ZM248 11L247 13H248V15H247V13L244 15V17H248L249 15H252L253 17L255 16L254 14H256V12H252V11ZM208 11V10H207ZM206 11V12H207ZM206 12H203V14L205 15L206 14ZM252 13V14H249V13ZM213 13V12H212ZM254 13V14H253ZM202 14V15H203ZM207 15H209L208 14V12H207ZM211 15H213V14H211ZM247 15V16H246ZM252 16L251 17H248V18H251V20H252ZM207 17V16H206ZM214 17H216L215 15L214 16H212L211 18H214ZM243 17V18H244ZM257 17V16H256ZM256 17L254 18V19H256ZM210 17H208V19H209ZM210 18V20H212ZM248 18H244L245 20H243V22L245 23V21H249V22H251V20H247ZM206 20H207V18H205ZM216 19H219V17L217 18L216 17ZM262 19V18H261ZM204 20V18L202 19L201 18V20H200V22H199V26H202L203 24L205 25V24H207V23H204L205 21H203ZM242 20H240V21H242ZM201 21H203V24H201ZM208 21V20H207ZM206 21V22H207ZM214 21H216V20H214ZM239 21V22H240ZM263 21V20H262ZM210 22V23H209ZM208 23L209 24H211L212 23V21H209ZM218 22V21H217ZM239 22H238V24H235V26H234V29H233V31L236 29V28H240L242 25H245L243 22H241V23H243V24H240L239 25ZM248 22V23H249ZM254 21H252V23H253ZM259 22V21H258ZM201 24V25H200ZM209 24H207V26H202V27H206L207 28V30L206 29H203L202 27L201 28H198V29H202L201 31H203V30H206V33H205V31H203L205 34H210L211 35V33H212V31L214 30V27H215V25H213L212 27H211V29L212 30H210L209 29ZM213 24V23H212ZM217 24V23H216ZM251 24V23H250ZM218 25V24H217ZM218 27L219 26H217V29H215L214 31L216 32V30H219V31H217V33L216 34H213L214 33V31H213V37H214V39L216 38V43L214 44V45H212V46H215L216 45V48H217V46H218V48L216 49V51H218V49H221V52L223 51V50H225L226 48H228V49H226L227 51L225 52V53H223V54H221V52H219L218 51V53L216 54L215 52H212V54L211 55H213V56H217V57H213V58H211L210 56V52H211V50H213L214 48H212L211 49V46L209 47V45L210 44H207L206 45V47H204V49H205V54L207 55V57H210V59H211V65H212V72H217V73H220V74H218L217 75V77H219L220 79H218L216 82L218 83H216L215 81H213L212 79L214 78V77H212L211 75H210V77L209 78H207L206 76V78L204 79H202L201 80V82H202V84H200L199 85V83H200V79L199 80H197L196 82H197V84H196V86H194L195 84H194V81L195 80H192L190 83H188V82H186L184 79H183V81H182V79H181V81H180V83H178L177 81L175 82V85L176 86H180V88L182 87V86H184V84H185V82H186V87L184 86V87H182L183 88V93L185 94V96H184V94H182V92H181V90L182 89H173L172 91H170L169 92V90L167 89V87H168V85H164V84H166V83H168V81L167 80H169V77H167V78H165V79H167L166 81H164L165 79H164V77L163 78H159L160 79V81L163 79V89H166V91H165V94L167 93H170L171 95H172V97L168 94V95H165V96H163L162 97V100H161V102H158V104H153V102H151V97H152V95L150 96V92H151V90L150 91H148V92H146L147 91V89L151 86V85H146V83H145V85L142 83L141 85H140V81H139V79H141L140 77H139V79H137V78H134V80L136 81V79L138 80V83L139 84H137V87H138V85L139 86H141L142 87V89L141 88H137V91L139 92V89L140 90H146L145 92L148 94V93H150L148 96L150 97V100L148 99V102H145V103H147V106H148V103H149V101H150V103H149V105L150 104H152L151 106H148V108L149 109H152L153 108V110H152V112L153 113H150L151 115L153 114V116H151L150 114H148L149 113V111L150 110H148V108H147V110L145 111L144 109L141 111L142 113H143V111L144 112H146V115L145 116H147L148 115V117L146 118L143 114H140V115H142L144 118H140L141 119V121H140V119H138L137 120V118L136 117H138V113L136 114V119L134 120V121H132L131 119H128L127 117H126V119H125V117L123 116V123L124 124H126V125H124L123 123V125L124 126H121V125H118V126H116V128H115V131H116V134H118L119 132V134H118V138H117V140H118V142H119V146L117 147V148H115V149H120L121 150V152H122V156H121V158L123 157L124 159L126 158V160H127V158L129 159L128 161H127V163L125 162V165H123V166H128V167H126L127 169L128 168H130V170L128 169H125V167L123 168H119V166H118V170H121V171H125V173L123 174V175H121V177L123 178V181H122V186H121V188L119 189V192L121 191H123V194L124 195H128V198L126 199V196H124L123 194H121V192L119 193V192H115V193H113V194H111V196L110 197H112L113 199H108V200H113L112 201V203L114 202V205H111V206H109L110 205V202L111 201H109V203H107V201L105 200V204L103 203V199H102V195L100 194V193H97V194H94V195H92L91 197H90V202L91 203H89V206L91 207V213H92V218L93 219H95L96 221H94V222H96V223H93V224H95V227H94V229H92V231L93 230H95V233L93 232V233H91V236H90V238H91V241H92V243H94V244H92L91 243V241H90V245H89V247L91 248V246H92V251H87V252H90V253H94V255H97V256H99V255H101V256H105L106 255V257H107V254L108 253H110V254H113V255H108V258H110V257H112V259L113 260H117V259H119L118 257H120V259H121V261L123 262L124 260H123V258H126L127 259V257L125 256V255H128V258H129V256H130V259H128L129 260V262L133 259L131 256H133V257H135V259L138 261V262H140V264H142V262H141V258L143 259L144 257H141V255L143 254V253H145L144 255H146L147 256V254L149 255V253H151L152 254V251L154 252V251H156V249L158 250V248L161 246V248H163V251L161 252V250H160V254L156 251V252H154L156 255L155 256H153V254H152V256H151V254L149 255V256H151V258L153 257H156L155 259L156 260H150V257H148V258H146V256H145V258L144 259H148L149 260V264H151V263H157V264H180L179 263V261L182 259L180 256H179V258L177 257V255L178 254H180V252L177 254L176 252L178 251V249L176 250V248H175V246H174V248L171 246L172 245V243L173 244H175L176 242L178 243V244H180V242L183 240V244H184V247H185V244L187 243L188 244V242H186V241H190V240H187L186 238H191V237H193V234L195 235V233L193 232V230H194V228H196L195 226H197V224H198V226L200 227L201 226V229H199L200 231H201V233L203 232V233H205V231H209L210 230V228L212 227V225L215 223H218V224H221V226H222V229H223V231L222 230H219V231H221V232H219V235L217 236L216 234H214L213 235V233H211V237H214L215 235L217 236V238H220L219 236H221V239H215V237L213 238V240L214 241H211L210 243H209V245H205L206 246V248H208L209 250H211L212 251V253L211 254H213V253H215L217 256H218V254H217V252L220 250V252H218V253H220V255H223V256H218V257H220V259H221V257H222V259H225L224 258V256L226 255V253L224 252V251H221L222 250V248H227V246L228 245H230V243L232 244L231 246H233V248L232 247H230V251H231V249L233 250V256L232 255H230L231 256V259H236L237 261H234V262H236V264H264V243L263 242H261V240L259 239V237L256 235V227L258 226V224H260V222H261V224H262V221H263V219L261 220V216L263 215L264 216V176H262V178H260V177H258L259 179H262V180H260V181H257V183L256 182H254L253 180H249L250 178L251 179H253V178H257V176L255 175L256 174V172L257 171H259V168H258V170H256V172L254 171V173L252 172V175H253V178H252V176L250 177L249 175H250V172H249V169L251 168H249L248 170H247V172H245L246 171V168H245V166L247 165V164H245V163H243V161H242V159L244 158H246V157H248L249 158V156H252V154H254V152H255V149H258V148H256L255 147V145L257 144V140L260 138V139H262L261 138V134H262V136H264V79L262 78V80H260V81H262V82H260V81H258V76L256 75V73L259 75V73L258 72H256V71H259V70H253V69H250V68H248L247 67V64H246V62L247 61H245L244 63L246 64H244V66H242V65H240L241 66V69H240V66H239V69H237V71H238V73L237 74H239V75H237V77H236V79H235V77L234 76H236V75H234V76H231L232 75V73H233V71H231V70H229V71H231V73H230V77H234L233 79L232 78H227V77H229V76H227L226 74L224 75V77H225V79H224V77H222L223 75L221 74V72L223 71V69H218V65H219V67H223V65L225 66V64H227V62L229 61L227 58L228 57H230V56H232V54H234L235 52H237L236 50L237 49H240V48H242L243 49V46H244V49H245V47L247 46H249V48H250V46H251V44H253V43H249V42H255V41H257L256 39H258V41H259V47H260V49L261 50H263L264 49V39H263V41L262 40H259V37L257 38V35H256V33H258V31L256 30V28L258 29V27H256L255 28V26L253 27L254 29H252V27H251V25L249 26L250 27V30H249V28H247L248 30H247V32H249V33H251V31L252 30H255V31H253V33L252 34H254L255 33V35H256V37H255V35H253V37H254V39H253V37H252V34L250 35V34H247L248 36L250 35L251 36V38H250V36L249 37H245L244 38V40L246 39V41L247 42H245L246 44H243V46H241L240 47V45H239V43H237V44H235V40L233 41L232 39V41H230V36L231 35H229V36H226L225 35V38H226V40L224 39L223 40V36H220V33H218V32H222V34H223V30L222 29H218ZM236 27V28H235ZM246 27H248V25L247 26H245V28ZM241 29V28H240ZM252 29V30H251ZM153 30H155V28L153 29ZM209 30H210V32H209ZM221 30V31H220ZM242 30H243V28H242ZM151 32H152V30H150ZM154 32V31H153ZM157 31H155L154 33H156ZM168 32V35L170 36V37H172V35H173V37L174 36H178V34H176L177 32H173V31H167ZM171 32H173V33H175V34H173L172 33V35H171ZM202 32V33H203ZM207 32H209V33H207ZM235 32V31H234ZM244 32H246V31H243L242 32V34L244 33ZM96 33V32H95ZM153 33V34H154ZM170 33V34H169ZM156 34H158V33H156ZM156 34H154V37L152 36V35H150V39H151V41H152V38H157V37H155V36H158V35H156ZM217 34H218V36H217ZM221 34V35H222ZM98 35H100L99 33L96 35V36H98ZM166 35H167V33H166ZM168 35L166 36V39L167 38H170V37H168ZM180 35H183V34H180ZM96 36H94V40H98V37H96ZM151 36H152V38H151ZM171 38V39H168L166 42H170L171 43V40L172 39H174V38H176V37H174V38ZM183 37V36H182ZM181 37V38H182ZM219 38V41L221 42L220 44H218V38ZM220 37H221V39H222V41H224V43L221 41V39H220ZM223 37V38H222ZM228 37H229V41L231 42V45L230 44H227V41H228ZM180 38V39H181ZM185 38V37H184ZM248 38H250V41H249V39ZM179 39V38H178ZM178 39L176 38V40L178 41ZM179 39V40H180ZM140 40L141 41H143L141 44H142V46H144V44L143 43H147V41H145V38H143L142 36L140 37ZM156 40V39H155ZM182 40H185V39H182ZM254 40V41H253ZM145 41V42H144ZM173 41V40H172ZM177 41H176V43H177ZM257 41V42H258ZM261 41L263 42V45H261L260 46V43H261ZM148 42H149V39H148ZM169 42H168V44H169ZM180 42V41H179ZM179 42H178V45H176L177 47H179V46H181L182 45V43L179 45ZM226 42V43H225ZM230 42H228V43H230ZM241 42H243V41H241ZM240 42V44L242 45V43ZM150 43V42H149ZM152 43V42H151ZM173 43V42H172ZM175 43V42H174ZM232 43H233V46H232ZM249 43V44H248ZM221 44H223V47L224 48H221L222 46H221ZM225 45V46H224ZM226 45H228V47H226ZM235 45V46H234ZM239 45V47H237ZM246 45V46H245ZM258 43L256 44V47H255V44H253L252 46V48L253 49H249V51H248V54H249V52H251V51H256L257 49L259 50V48H257L258 46ZM145 46H146V44H145ZM160 46V45H159ZM170 46V45H169ZM168 46V47H169ZM220 46V47H219ZM263 46V47H262ZM161 47V46H160ZM167 47V46H166ZM173 47H175L174 46V44H173ZM208 47H209V49H208ZM226 47V48H225ZM230 47H233L234 49H231ZM237 47V48H236ZM159 48V47H158ZM165 48V47H164ZM172 48V47H171ZM170 48V49H171ZM235 48H236V50H235ZM255 48H257L256 50H255ZM175 49H177L176 47H175ZM175 49H171L172 50V52H177V50H175ZM162 50H164V49H159L158 50V52L157 53H159L160 54V52L159 51H161V52H163V54H165V53H168V51H166L165 52V50L164 51H162ZM175 50V51H174ZM207 50H209V51H207ZM231 50V51H230ZM234 50V51H233ZM241 50V49H240ZM246 50V49H245ZM244 50V51H245ZM247 50H248V48H247ZM180 51H181V49H180ZM242 51V50H241ZM165 52V53H164ZM172 52H170V55H171V53ZM178 52H179V50H178ZM208 52V53H207ZM232 52H234V53H232ZM240 52V51H239ZM181 53V52H180ZM182 53H184V52H182ZM219 53L221 54V56H219ZM227 53H228V55H227ZM169 54V53H168ZM177 54H179V53H177ZM208 54H209V56H208ZM216 54V55H215ZM239 54V58L244 54V57H245V55H246V53L244 52H241V53H238ZM251 54V53H250ZM172 55H174V53H172ZM185 55V53L182 55H180V57L181 56H184ZM225 55H227V56H225ZM164 56H166V54L164 55ZM164 56H161L162 58L164 57ZM247 56H249V55H247ZM161 57H159V59L161 58ZM173 57H176L175 55L173 56ZM233 58L235 57V56H232ZM236 57H238V55H236ZM161 58V62H163L164 60L166 61V59H167V61L168 62H170L168 59L170 58L169 56H167V58L166 59H162ZM172 58V57H171ZM170 58V59H171ZM190 58H192V57H188V59H190ZM239 58H238V60H239ZM248 57H246L245 58V60L247 59ZM176 59H178L180 62L182 61V63H183V58L181 57V60H180V58H175V60H174V58H173V60H174V62H175V66L176 67H174L175 69H177V68H185V65H182L180 62H178V60H176ZM194 58H192V60H193ZM219 59V61H217ZM236 59V58H235ZM241 59H242V57H241ZM172 60V59H171ZM191 60V61H192ZM225 60H226V62H225ZM228 60V61H227ZM232 59H230V61H231ZM248 60V59H247ZM166 61V62H167ZM176 61H177V63H176ZM216 61H217V63H216ZM229 61V62H230ZM242 61H244L243 59L241 60V62ZM160 62V64H163V63H161ZM185 62H190V60H188V61H185ZM193 62V61H192ZM213 62H215V64H218L217 66L216 65H213L212 63ZM220 62H221V64H220ZM233 62V61H232ZM156 63V62H155ZM165 63V62H164ZM191 63V62H190ZM237 63L239 64L240 63V61H237ZM154 64V63H153ZM166 64V63H165ZM165 64H164V66H163V70L165 71V70H167V67H171L170 66V64H169V66H165ZM168 64V63H167ZM172 64V63H171ZM184 64V63H183ZM186 64V63H185ZM189 63H187L186 65H188ZM141 65H143V66H141ZM141 65H139V66H141V68L142 67H144V64H142L141 63ZM155 65H158V63H156V64H154V65H152V66H154V68L156 67ZM179 65H181V66H179ZM235 65V64H234ZM234 65H232L233 66V69L236 67L237 68V66L238 65H236V66H234ZM160 66V65H159ZM173 66H174V63H173ZM217 68H216V67ZM229 66V65H228ZM161 67V66H160ZM213 67H215V69H216V71H214L215 69H213ZM221 67V68H222ZM230 67H231V65H230ZM157 68V67H156ZM165 68V69H164ZM179 68V69H180ZM224 68V67H223ZM226 68V67H225ZM162 69V68H161ZM159 67H158V70H160V71H162ZM169 70L168 71H170L171 69L170 68H168ZM173 69V68H172ZM178 69V70H179ZM230 69V68H229ZM231 69H232V67H231ZM158 70L156 69V73L158 74ZM218 70H219V72H218ZM224 70H226V69H224ZM234 70H236V69H234ZM154 71V70H153ZM152 71V72H153ZM175 72H176V70H174ZM221 71V72H220ZM236 71V72H237ZM252 71H255V74H252V73H254V72H252ZM261 71H262V69H261ZM264 71V70H263ZM262 71V72H263ZM163 72V71H162ZM166 72V71H165ZM164 72V73H165ZM227 71H224V73H226ZM235 72V71H234ZM246 74H245V73ZM153 73H155V72H153ZM161 73V72H160ZM168 73V72H167ZM172 70H171V75H172ZM244 73V74H243ZM248 73V74H247ZM252 75H251V74ZM227 74H229L228 72H227ZM235 74V73H234ZM244 76H243V75ZM261 74V73H260ZM164 75V74H163ZM166 76L168 75V74H165ZM170 75V74H169ZM171 75H170V77H171ZM198 74H196V76L195 77H199V75L197 76ZM215 75V74H214ZM222 75V76H221ZM245 75H247V77L245 76ZM253 75H255V76H253ZM263 75H264V73H263ZM160 75L158 74V77H159ZM165 76V77H166ZM173 76V75H172ZM222 78H221V77ZM240 76H242V77H240ZM249 76H252V77H250V79H249ZM262 76V75H261ZM260 76V77H261ZM174 77V76H173ZM173 77H171V78H173ZM216 77V76H215ZM253 77H255L254 79H253V84H251L252 83V79L251 78H253ZM258 77V78H257ZM143 78V77H142ZM170 78V79H171ZM237 78H238V81H237ZM197 79V78H196ZM211 79V81H209ZM216 79V78H215ZM232 79V80H231ZM235 79V80H234ZM142 80V79H141ZM207 80V81H206ZM222 80V81H221ZM257 80V81H256ZM159 81V80H158ZM232 81L235 83H232ZM183 82H184V84H183ZM215 82V83H214ZM250 82V83H249ZM256 82V85H254V83ZM135 83H137V81L135 82ZM177 83V84H176ZM209 83V84H208ZM210 83H211V85H210ZM213 83V84H212ZM219 83H221L220 85H221V90H220V85H219ZM151 84V83H150ZM180 84V85H179ZM237 84V85H236ZM251 84V85H250ZM142 85H144L145 87H147V88H143V86ZM156 85H158V84H156ZM188 85H191V87H189L188 88ZM197 85H198V87H197ZM215 85H218V86H215ZM232 85V86H231ZM158 86H160V88L162 89V85L161 84H159ZM208 86V87H207ZM239 86V87H238ZM197 87V88H196ZM245 87H247V88H245ZM255 87V89H253ZM260 87V88H259ZM151 88L153 89V90H155V88L157 89V87L155 86V85H152L151 86ZM151 88H149V89H151ZM173 88H175V86L173 85ZM216 90H215V89ZM230 88V89H229ZM240 88V89H239ZM158 89H159V87H158ZM160 89V90H161ZM249 91H248V90ZM252 89V90H251ZM262 89V90H261ZM143 90V91H144ZM176 90V91H175ZM194 90V91H193ZM199 90H201V91H199ZM219 90V91H218ZM143 91H141V92H143ZM156 91V90H155ZM180 91V92H179ZM235 91V92H234ZM258 91V92H257ZM134 92H136L135 90H134ZM172 92V93H171ZM174 92H177V94H175L174 95ZM217 92H219V94L217 93ZM225 92V93H224ZM249 92V93H248ZM260 92V93H259ZM140 93V92H139ZM179 93H180V96H179V98H180V101L178 100V104L180 105L181 103V107L179 108L178 107V109H180V111H182V113L183 114H185V115H182V118L184 117V116H186V114H188L186 111L188 110V112H189V109L191 108V109H193L194 108V106H196L197 108H194L193 109V111L195 110V111H198L199 110V112L200 111H202V112H193L192 110V112H193V116H191V114H189V116H191V117H188L187 116V118L188 119H190V118H192V122H191V119L188 121V120H186V123H182V124H184L183 126L181 125V123H180V125H173L172 123H175V121H176V124L179 122V120H180V118L179 117H177V116H175L177 119H171V118H173L174 117V115H173V117H171V118H169V119H171V121H173V122H170L171 124L169 125V127L167 126V124H168V122L170 121L168 118H165V119H167V120H165V119H162L161 120V118H164L167 114H168V112H169V110H170V112H171V110L173 111V108L174 109H176L175 107H174V103L176 102V97L179 95ZM189 93V94H188ZM195 93V94H194ZM234 93V94H233ZM240 93V94H239ZM248 93V94H247ZM132 94V93H131ZM131 94H129V95H131ZM133 94H135V93H133ZM138 94V93H137ZM211 94H213V95H211ZM260 94V95H259ZM128 95V96H129ZM194 95V96H193ZM222 95V96H221ZM226 95V97H229V99L227 100L226 99V97H223V96H225ZM232 97H231V96ZM245 96V97H242V96ZM256 95H257V97H256ZM133 97H132V99L131 100H133V99H136L135 97H137V95L135 94V95H132ZM139 96H140V94H139ZM146 95H143L142 96V98H141V100H138V97H137V100L138 101H140V103H141V101H143L144 100V97H145ZM174 96H176L175 97V99H174ZM183 96V98H185L186 96V98L185 99H183V100H181L182 97ZM198 96V97H197ZM214 97V98H211V97ZM217 96V97H216ZM263 98V100L261 99V97ZM141 97V96H140ZM171 97V98H170ZM208 97H210V99L208 98ZM235 97H236V99H235ZM241 97V98H240ZM255 97L257 98L256 99V103H262L261 105L259 104H257V106H255L254 105V107L252 108V110L250 109V108H248V107H252L250 104H252L253 105V103H251L252 101H255L254 99H255ZM147 98V97H146ZM178 97H177V99H179ZM188 98V99H187ZM199 98V99H198ZM217 98V99H216ZM129 98H127L126 100H128ZM140 99V98H139ZM143 99V100H142ZM169 99V100H168ZM171 99H173V101L171 100ZM197 99V100H196ZM215 99V100H214ZM220 101H219V100ZM223 99H225V100H223ZM240 99V101H238ZM126 100L124 101L125 103H123L124 104V106H125V108H126V106L129 104L130 105V103H131V101L130 102H128V104H127V102H126ZM130 100V99H129ZM208 100V101H207ZM218 100V103L216 102ZM222 100L224 101L223 102V104H221L222 103ZM227 100V101H226ZM233 100H235V101H233ZM241 100H243V101H241ZM136 101V100H135ZM145 101H146V99H145ZM168 101H170V102H173L172 103V105L171 106H168V105H170V102L168 103ZM185 101V102H184ZM209 102L208 104H207V102ZM215 101V102H214ZM233 101V102H232ZM237 101H238V104H236L237 103ZM260 101V102H259ZM163 102V103H162ZM197 102H199V104L197 103ZM206 102V103H205ZM227 102V103H226ZM139 103V102H138ZM145 103H144V105H145ZM163 105L164 103H166V104H168L167 106L168 107H166V109H162V111H161V108H159V110H158V107L160 106V107H162L161 106V104ZM216 103V104H215ZM232 103V104H231ZM234 103V104H233ZM247 103V104H246ZM255 103V104H256ZM125 104H127V105H125ZM142 104H143V102H142ZM160 104V105H159ZM165 104V105H166ZM176 104H177V102H176ZM201 104H204V105H201ZM220 104V105H219ZM226 104H228L227 106H226ZM231 104V106H229ZM250 106H249V105ZM128 105V106H129ZM140 105V104H139ZM186 105H187V107H186ZM192 105V106H191ZM207 105V106H206ZM216 105V106H215ZM224 105V106H223ZM124 106H122V107H124ZM141 106H143V105H141ZM146 106V107H147ZM157 106V107H156ZM164 106V105H163ZM183 106V107H182ZM213 106V107H212ZM225 107L226 106V108H223V107ZM260 106V107H259ZM130 107V106H129ZM127 108V109H125V108H123V109H125L126 110V113L124 114L125 116H126V114H127V112H128V110H131L132 108L130 107V108ZM135 107V106H134ZM133 107V108H134ZM155 107V108H154ZM165 107V106H164ZM169 107H170V109H169ZM189 107V108H188ZM209 107V108H208ZM235 107V108H234ZM255 107H257V109H254ZM259 107V108H258ZM140 108V107H139ZM185 108V109H184ZM187 108V109H186ZM200 108V109H199ZM224 109V111H223V109ZM156 109L158 110V111H156ZM205 109V110H204ZM212 109V110H211ZM217 109V110H216ZM222 110V112H221V110ZM262 109V110H261ZM231 110H232V112H231ZM255 110H257V111H255ZM168 111V112H167ZM174 111H176L177 112V109L176 110H174ZM184 111V112H183ZM219 113V111H220V113L219 114H221V116L222 117H224L225 116V112H227L226 114H229V112H230V114H231V117H227V116H229V115H227L226 117H227V119L226 118H220V121H219V119H218V113ZM125 112V111H124ZM158 112H160V114L158 113ZM163 112V113H162ZM165 112V113H164ZM167 112V113H166ZM175 112V113H176ZM207 112V113H206ZM210 112V113H209ZM213 112V113H212ZM123 113V112H122ZM172 113V112H171ZM190 113V112H189ZM194 113L196 114L195 115V118H194ZM198 113V114H197ZM214 113H215V115H214ZM224 113V114H223ZM173 114V113H172ZM176 114H178V113H176ZM204 114V115H203ZM211 114V115H210ZM237 114V116H239V117H237V120H236V116H234V115H236ZM245 114H247V117H246V119L247 118H249L250 116V118L249 119H251L250 121H249V119L248 120H246L245 119ZM259 114V115H258ZM159 115H160V117H159ZM180 114H178V116H179ZM202 115V116H201ZM207 115V116H206ZM210 117H209V116ZM255 115V116H254ZM258 115V116H257ZM196 116H197V119H196ZM212 116H213V118H212ZM220 116V115H219ZM151 117V118H150ZM153 117L154 118H156V120L155 119H153ZM159 117V118H158ZM208 117V118H207ZM217 117V118H216ZM253 117H255V118H253ZM139 118V117H138ZM145 118H146V120H149V123H151V124H149V126L151 125L152 126V128H151V126H150V129L151 130H153V131H156V134H157V137H159L158 138V140L159 141H161L162 143H161V145H163V144H167L168 146H169V144H170V142H172V140L171 139H173V141L176 139V137L178 136V140H177V142L175 141V142H172L171 144H175V143H177V146H176V148L178 149V147L180 146V148H179V152L178 153H180L181 155H183L184 156V154H185V156L184 157H180V155L177 153V154H175L174 153V149L175 148H173V149H170L169 151V153H168V158L167 157H165L166 155L164 154V153H166V152H164L165 150H164V147L162 146H160L159 148H160V150H159V155H153V154H150L149 153V149H148V147L147 146H152L151 145V143H152V140H153V137L152 138H150L149 136H148V139H145L144 140V138H146L145 137V135H144V138H142L143 136L141 135L140 136V138H139V140L137 139H135L134 140V136H132V129L134 128V127H137V125L139 124V123H141V122H143V121H145ZM179 118V119H178ZM201 118V119H200ZM233 119L232 121V124H234V130H232V127H228L227 125H229V123H231L230 122V120L231 119ZM239 118V119H238ZM245 119V121H243L244 119ZM159 119H160V121H159ZM242 120V125L244 126L245 124H243V122L245 123V122H247V124H246V126L248 125V124H250L249 126L250 127H243V130L240 128V129H238L239 131H237L238 132V134H236L237 136H235V135H233L234 134V132L236 133V128L237 127H239L238 125L239 124H241V120ZM136 120H137V122H136ZM150 120H151V122H150ZM198 120V121H197ZM212 120V121H211ZM228 120V121H227ZM234 120H235V122H236V125H235V123H234ZM132 121V123H129V124H127L128 122H131ZM161 121H163V122H161ZM185 121V120H184ZM224 121V122H223ZM239 121H240V123H239ZM154 122V123H153ZM156 122V123H155ZM190 122V123H189ZM194 122V124H192ZM202 122H204V123H202ZM205 122H207V123H205ZM220 122V123H219ZM227 122V123H226ZM159 123V124H158ZM161 123V124H160ZM166 123V124H165ZM222 123H224V125L226 126V129L228 130L229 128H231L229 131H231V132H229V131H225V128H223V130L224 131H222V129H219V126L222 124ZM237 123H239V124H237ZM258 123H261V124H259V125H256V124H258ZM131 124V125H130ZM193 125V126H191V125ZM199 124H201L200 126H199ZM227 124V125H226ZM231 124V125H232ZM155 125V126H154ZM157 125V126H156ZM223 125V124H222ZM224 125L222 126V127H224ZM262 125V126H261ZM127 126V127H126ZM177 126V127H176ZM188 126H189V128H188ZM194 126H195V128H194ZM241 126V125H240ZM252 126V127H251ZM260 126V127H259ZM129 127V128H128ZM155 127H157V128H155ZM158 127H159V129L160 130H158ZM213 127V128H212ZM221 127V126H220ZM242 127V126H241ZM154 128V129H153ZM166 128V129H165ZM253 128V129H252ZM261 130H260V129ZM124 129H126V131L124 130ZM130 129L132 130L131 132H129L130 131ZM156 129V130H155ZM167 129H169V130H171V131H167ZM180 129V131H178ZM182 129V130H181ZM185 129H187V130H185ZM245 129H247V130H245ZM129 130V131H128ZM186 132V134H185V132ZM188 130H189V132L191 133H189L188 132ZM198 130V131H197ZM202 130V131H201ZM251 130L253 131V132H255V133H253L252 134V132H251ZM260 132H259V131ZM123 131H125L124 133H123ZM167 131V133L165 134V132ZM172 131H174V132H172ZM184 133H183V132ZM196 131V132H195ZM213 131H215V133L216 134H213L214 132ZM127 132H129V133H127ZM134 132V131H133ZM137 132V131H136ZM136 132H134V133H136ZM192 132H195V135H194V133L192 134ZM198 132V133H197ZM205 132H207L206 133V136H205ZM233 132V133H232ZM123 133V134H122ZM133 133V134H134ZM146 133V132H145ZM162 133H164V135H162ZM170 133V134H169ZM174 133H175V135H174ZM197 133V134H196ZM222 133H223V135H222ZM224 133H226L225 135L228 137V139H227V137L224 135ZM227 133H229V134H231V136L232 137H230V135L229 134H227ZM242 133V134H241ZM246 135H245V134ZM159 134H161V136L159 135ZM200 134H201V136H200ZM211 134L213 135V139L211 138ZM249 134V135H248ZM123 135H125V136H123ZM128 135V136H127ZM130 135V136H129ZM136 135V134H135ZM170 135H171V137H170ZM172 135H174V136H176L175 138H173V136ZM180 135V136H179ZM192 135H194V136H191ZM198 135V136H197ZM203 135L205 136V137H203ZM220 135H222V137L223 138H221V136ZM259 135V136H258ZM121 136V137H120ZM251 136V137H250ZM169 137V138H168ZM201 137H203V138H201ZM235 137V138H234ZM129 139V141H128V139ZM168 138V139H167ZM187 138V139H186ZM199 138H200V140H199ZM220 138V139H219ZM234 138V139H233ZM140 139H143L145 142H143L142 143V141L140 140ZM193 139H194V141H193ZM207 140L208 142H204V145H203V143L201 142V140L202 141H204V140ZM211 139V140H210ZM231 139V140H230ZM233 139V140H232ZM126 140V141H125ZM133 140V141H132ZM163 140H166L167 141V143L165 142V141H163ZM171 140V141H170ZM187 140V141H186ZM216 140V141H215ZM139 141V142H138ZM264 141V140H263ZM121 142V143H120ZM126 142V143H125ZM135 142V143H134ZM164 142V143H163ZM195 142V143H194ZM200 142V143H199ZM217 142V143H216ZM233 142V143H232ZM123 143V144H122ZM127 143H129V144H127ZM130 143H131V145H133L131 148L132 149H130V147L129 146H131L130 145ZM134 143V144H133ZM141 143L144 145V146H146V147H144L143 145L141 146ZM146 145H145V144ZM180 143H182V146L183 147H185V149L187 148H189V150H188V152L187 153H184V154H182L181 152H182V149L181 148H183V147H181V145H178V144H180ZM210 143V144H209ZM138 144H140V145H138ZM170 144V145H171ZM184 144V145H183ZM198 144V145H197ZM209 144V145H208ZM259 144V143H258ZM196 145V146H195ZM212 145V146H211ZM128 146V147H127ZM168 146H165V147H168ZM174 146V145H173ZM198 146V147H197ZM234 146V147H233ZM236 146V147H235ZM257 146V145H256ZM262 146V145H261ZM260 146V147H261ZM140 147V148H139ZM171 147V146H170ZM175 147V146H174ZM194 147V148H193ZM201 147V148H200ZM259 147V148H260ZM264 147V146H263ZM127 150H126V149ZM133 148H135V149H133ZM196 148V149H195ZM199 148L202 150H199ZM244 148V149H243ZM129 149H130V151H129ZM145 149V150H144ZM168 149H169V147H168ZM241 149H242V152H241ZM260 149H264V148H260ZM260 149L259 150H257V151H260ZM125 150V151H124ZM136 152H135V151ZM144 150V151H143ZM176 150V149H175ZM196 150V151H195ZM244 150V151H243ZM127 151H129V152H127ZM134 152V156L136 157L137 156V158H135L134 159V156H132V154H133V152ZM177 151V150H176ZM185 152L187 151V150H184ZM183 151V152H184ZM264 151V150H263ZM142 152V153H141ZM146 153V155L145 154H143V153ZM194 152H195V154H194ZM201 152V153H200ZM205 152H207V154L205 153ZM224 152H227V153H224ZM239 152V153H238ZM129 153H131V154H129ZM136 153V154H135ZM139 153H141V154H139ZM171 153V155H173L174 157H176V159H174L171 155H169ZM231 153H232V155H231ZM241 153V154H240ZM124 154V155H123ZM163 154H164V156H163ZM193 154V155H192ZM203 154H204V156H203ZM219 154V155H218ZM238 154H239V156H238ZM256 154V153H255ZM260 154V153H259ZM258 154V155H259ZM128 155V156H127ZM217 155H218V161H221V160H226V161H224V162H227L226 164H229V165H226V166H224V168L225 167H228L229 166V168H230V166L231 165H233V162H231L232 164H230V162L229 161H234V164L235 163H237L238 165H239V161H238V158H239V160L242 162V164H244L242 167L243 168H245L244 169V172H243V174H240V175H242V176H239L238 178L239 179H237V181L235 180L234 181V179L235 178H231L232 176H231V172H230V170H229V168H226L225 170H224V173L223 172H221L219 175H215V174H217V173H219L220 172V170H222L221 169V167L223 168V165L222 166H220V163L218 164L219 166H220V168H218L217 166H215L216 167V169L218 168V170H219V172H217V170L215 169L214 171H213V175H210L211 173V170H210V172L208 171V170H205V169H203V171L205 170V171H208L209 173V175H207L208 177H206L205 178V176H204V178L207 180V182L209 181L207 178H209V179H211L210 180V182H208V183H211L212 181H213V178L214 179H217V178H219L218 180L219 181H227L226 183L228 184V183H230L231 181H229L228 182V180H231V179H233L232 181L233 182H238V184H239V181L238 180H240L241 179V177L243 178L244 177V179L243 180H245V178L247 177L248 178V180H246V181H243L242 180V183H244L245 185H247V187L251 184V182L253 183H256V187H254V185L252 184V185H250L249 187H250V190L246 187V189L248 190V191H246L247 193H245V190L244 191H242L243 189H245V185L243 186V185H241V184H239V188L242 186V187H244L243 189H242V187H241V191L242 192H244V194L242 195L241 194V196H242V199H241V197H240V195L239 196H237V197H235L234 196V194H233V196L235 197V198H231V196H232V193L234 192V193H237L236 191H238V189L236 190V191H233L234 189V185H235V183L234 184H232L233 185V187L230 185V184H228V185H230L229 186V189H228V191H229V193H228V195L230 194V196H228V195H226V194H224L225 193V191L226 190H223V188H222V186H223V183H222V186H220V190L222 189V191H220V193L222 192H224L223 194L224 195H226V196H224L223 194H219V195H221L220 196V199L222 198V197H229L228 198V200H230V201H228V202H226L227 204L226 205H224V207H223V209H222V211H220V212H218V210H217V212H214V208H216L214 205H213V209H212V212H214V214H212L211 212H208L210 215L207 217L206 216V218L205 219H201L200 220V218H201V214L199 213V212H196L195 210H193V211H195L196 212V216H197V214H198V216L199 217H195V215H187V212L185 213L187 216H188V218L186 219V217L185 218H183L182 216H184V212L183 211H186V210H184V209H186V208H183V210L182 211H180L179 210V212H183L182 213V215H181V217L179 218L178 216H179V212L176 210V213H178V216H177V214L176 213H174L172 210H174V209H176L175 208V202H176V200H174L177 196H179V194L178 195H174V197H173V200L175 201V202H172L173 200H170V199H168V197H166L168 200H170V202H172L173 204H172V206L171 207H173V208H171V207H169V205H171V203L170 202H167V205H168V207L170 208V209H168V211L166 212V210H165V212L167 213V215H169L171 218H172V216H173V218L170 220L172 223H169V227H171L172 225V229L170 228V230H167L166 229V233L165 232H163L164 234H162V235H160V237H158V233L160 234V232H162V231H165V229H163L164 227H166V228H168L169 229V227H168V224H167V226L165 225L166 224V220H168V218H170L169 216H164L163 217V219L164 218H167L166 220H164V222L161 224L160 222H159V220L160 219H162V218H157V217H159V216H157V211H159V209H160V207H164V205L162 206V204L164 203H162L161 205H159V204H155V202H157V200H158V203L160 202V198H162V196L165 194V192H169V191H167L168 189L167 188H169V183L170 184H172L171 183V181L173 180L172 178L173 177H178L179 175L180 176H182V178H183V176L185 177V176H187L188 174H186L185 172H193V170H190L194 165V168H196V167H198V168H201V167H203V166H205V167H207V165L205 164V163H207L208 164V162L210 163V164H212V163H215L214 161H216L217 160ZM236 155H237V158H236ZM262 155H264V154H262ZM260 156V157H258V159L260 158H263V156ZM143 156V157H142ZM154 157V159H153V157ZM163 156V157H162ZM235 156V157H234ZM150 157V158H149ZM172 157V158H171ZM178 157H180V158H178ZM213 157V158H212ZM256 157V156H255ZM143 158V159H142ZM166 158V159H165ZM170 158L172 159V160H170ZM232 158V159H231ZM234 158V159H233ZM242 158V159H241ZM254 158V157H253ZM131 159V160H130ZM145 159V160H144ZM181 161H180V160ZM189 159V160H188ZM210 159H212L211 161H210ZM214 159V160H213ZM228 159H231V160H228ZM257 159V160H258ZM259 159V162H256V164H258V163H262V161H264V159L261 161ZM139 160H140V163H139ZM156 160V161H155ZM160 160V161H159ZM164 160H166V161H164ZM168 160V161H167ZM173 160H175V161H173ZM207 160H209L208 162H207ZM247 160V159H246ZM252 160V158L250 159V161ZM255 160H256V158H255ZM256 160V161H257ZM137 161H138V163H137ZM141 161H142V163H141ZM146 161V162H145ZM151 161V162H150ZM162 161H163V164L161 165V163H162ZM171 161H173V162H171ZM188 161H189V163H188ZM253 161V160H252ZM252 161H251V163H252ZM119 163H120V161H118ZM118 162H116V163H118ZM148 162V163H147ZM158 162H160V163H158ZM202 162H204V163H202ZM217 162V161H216ZM222 162V161H221ZM229 162V163H228ZM247 162V161H246ZM115 163V164H116ZM152 163V164H151ZM154 163H157V165L156 164H154ZM178 163V164H177ZM198 163H199V166H198ZM200 163L202 164V166L200 165ZM114 164V163H113ZM127 164V165H126ZM140 164H141V166H140ZM170 164V165H169ZM175 166H174V165ZM181 164V165H180ZM204 164V165H203ZM253 164H255V163H253ZM253 164H250V165H253ZM263 164V163H262ZM118 165V164H117ZM151 165V166H150ZM183 165V166H182ZM197 165V166H196ZM216 165V164H215ZM237 165V166H238ZM114 165H112V167H113ZM120 166H121V163H120ZM162 166H163V168H162ZM173 166V167H172ZM182 167V169H179V168H181ZM201 166V167H200ZM212 166H213V164H212ZM248 166V165H247ZM261 166V165H260ZM115 167V166H114ZM117 167V166H116ZM132 167V168H131ZM208 167L210 168L211 166H209V164H208ZM232 167H236V164L234 165V166H232ZM252 167H254V165L252 166ZM262 167V166H261ZM162 168V169H161ZM198 168H197V171H200V170H198ZM214 167H212V169H213ZM223 168V169H224ZM237 168H239V167H237ZM236 168V169H237ZM243 168H240V169H242L243 170ZM123 169V170H122ZM134 169V171H136L134 174H132V172H131V170H133ZM175 169H177V171L175 170ZM231 169V168H230ZM234 169V168H233ZM236 169H234V170H236ZM240 169H239V172H242V170L240 171ZM256 169V168H255ZM138 170V171H137ZM166 170H168V171H166ZM179 170H181L180 172H179ZM195 170V169H194ZM133 171V172H134ZM165 171H166V173H165ZM197 171H194L195 173H198ZM202 171V170H201ZM199 172V175L201 174V176H202V174H204V175H206L207 174V172ZM216 171V172H215ZM252 171V170H251ZM262 171H264V168L261 170V174H263L262 173ZM162 172V173H161ZM169 172V173H168ZM174 172V173H173ZM179 172V173H178ZM233 172V171H232ZM235 172V171H234ZM237 172H238V170H237ZM238 172V173H239ZM161 173V174H160ZM181 173V174H180ZM238 173H237V176H238ZM186 174V175H185ZM192 174V173H191ZM190 174V175H191ZM102 174H100L99 175V177L101 176ZM141 175V176H140ZM193 175L194 176H196V174H194L193 173ZM227 176V177H222V176ZM231 177H230V176ZM233 175H234V173H233ZM154 176V177H153ZM157 176V177H156ZM201 176H199V179L200 180H202L201 179ZM217 176V177H216ZM219 176V177H218ZM220 176H221V178H222V180H220L221 178H220ZM229 176V177H228ZM145 177V178H144ZM147 177V178H146ZM216 177V178H215ZM234 177V176H233ZM236 177V176H235ZM121 178V179H122ZM139 178V179H138ZM181 178V177H180ZM187 178V177H186ZM185 178V179H186ZM190 178H192V177H190ZM193 178H195V177H193ZM228 178V179H227ZM162 179H164V181L163 182H166L167 180V182H166V185H165V183H164V185H165V187L163 186V183H162ZM175 179V178H174ZM177 179V178H176ZM184 179V178H183ZM197 179V178H196ZM158 180H159V182H158ZM188 180H189V178H188ZM194 180V179H193ZM198 180V179H197ZM199 180V181H200ZM206 180L204 181V180H202L203 182H201V183H203L204 184V182H206ZM218 180H215V181H218ZM258 180V179H257ZM140 181H142V182H140ZM177 181V180H176ZM192 180H190L188 183L189 184H192V182H191ZM158 182V183H157ZM169 182V183H168ZM173 182V184H172V186H171V191H170V193H169V196H170V194H171V192L173 193H175V191H174V188L175 187H177V184H174V181H172ZM178 182V181H177ZM182 182V185H180V183ZM183 182H187L186 180L184 181V180H179V185L182 187V189H183V191H182V193L184 192V190H185V192H187V193H184L185 195L186 194H189V196H187V198H186V196L184 197V198H186V199H183V197H181L184 201L185 200H187V199H191L192 198V195L194 194V192L197 194V196L195 197V201L194 202H192V204L191 203H189L190 204V209L192 208V206H194L193 208H195V205H198L197 203L198 202H203V201H201L202 199H204L205 197H206V200H207V198H208V201H206V203L207 202H211L212 201V197H216V194L217 193H219V192H217V191H215V190H213V189H215L214 187H212V186H210V188H207V190H206V185L208 186V184L206 183V184H204L205 185V189L203 190V188H202V186H200L199 185V187H196L195 186V183H194V186L193 185H190L192 188L193 187H195L196 189L195 190H193V189H191L192 190V193L190 192L191 190H186V187H185V185L183 184ZM246 182V183H245ZM247 182H248V184H247ZM250 182V183H249ZM258 182H260V183H258ZM139 183H140V185H139ZM153 183H155L156 184V186L153 184ZM159 183H161V184H159ZM196 183H198V184H200L199 182H197L196 181ZM225 183V184H226ZM138 184V185H137ZM151 184V185H150ZM158 184V185H157ZM203 184H201V185H203ZM216 184V183H215ZM224 184V186L223 187H225L226 186V188H227V184L225 185ZM237 184V183H236ZM237 184V185H238ZM137 185V186H136ZM155 186V188H157V190L159 189L160 190V192H159V190L158 191H155V189L153 188L154 186ZM176 185V186H175ZM186 185L187 186H189L187 183H186ZM210 185V184H209ZM217 185H218V183H217ZM220 185H221V183H220ZM236 185V186H237ZM241 185V186H240ZM131 186V187H130ZM136 186V187H135ZM144 186V187H143ZM148 188H147V187ZM161 186V187H160ZM235 186V187H236ZM252 186V187H251ZM129 187H130V189H129ZM137 187H139V189H137ZM142 187V188H141ZM150 187H152L153 189H154V191H153V189L151 190L150 189ZM158 187H160V188H158ZM179 187V186H178ZM190 187V188H191ZM218 187V186H217ZM126 188V189H125ZM131 188L133 189V190H131ZM137 189V190H135V189ZM164 188V189H163ZM147 189H149L150 191H151V194H150V191H149V193H148V195H147V197H146V195L144 196V194L143 193H145V191H147ZM225 189V188H224ZM230 189H231V191H230ZM236 189V188H235ZM141 190H143V192L141 191ZM162 190V191H161ZM178 190V189H177ZM217 190V189H216ZM189 191V192H188ZM249 191H250V194H249ZM154 192H155V194H156V192H157V196H156V200H155V202H154V200L153 199H151L152 200V202H154V203H151V205L152 206H154L155 208V210H156V215L155 214H153L154 216H151L152 218L153 217H155V218H150V219H148V217H145V216H147V215H142L141 217L143 218V219H140V218H138V219H135V218H132V216H134V215H132V216H130V214H128L129 215V217L130 218H126L128 221H126L125 220V215H126V213H124L125 215H124V223L126 222V223H129V226L131 225V226H133V229L134 230H136L137 232H138V230H139V232L137 233L138 234V238L136 237H134V236H136V235H134V233H132V231H134L133 229L131 230V229H129V228H132V227H129L128 226V224L126 225V227L127 228H123L122 227V231H121V229H119V228H121V227H119V224H120V222L118 223V224H114L115 225V227H113V226H111V227H113L112 229H105L104 228V225H106V224H104L103 225V222L105 223V222H107L109 219H106V217H105V212H106V214H109V212H110V216L116 211V213H114V214H116V216H117V212H118V214H119V209L118 208H120L121 210L124 208V207H126V206H122L121 207V205H125L126 203L130 206V207H134L133 209H135L137 206L140 208V207H142V205H143V207H148L147 206V203H149L147 200H148V198H149V195H150V197H151V195H152V193H153V195L155 196V194H154ZM208 192V193H207ZM227 192V191H226ZM239 192V191H238ZM140 193H142V195L144 196V198L142 197V199H139L140 197H139V195L138 194H140ZM147 193V192H146ZM162 193H164L162 196H161V194ZM176 193H177V191H176ZM211 193H212V195H211ZM167 194V193H166ZM192 194V195H191ZM195 194V195H196ZM205 194H207V195H205ZM240 194V193H239ZM98 195V196H97ZM101 195V196H100ZM118 195V196H117ZM172 195V194H171ZM180 195H181V193H180ZM191 195V196H190ZM205 195V196H204ZM218 195V194H217ZM218 195V196H219ZM223 195V196H222ZM245 195V196H244ZM122 196H124L125 198L124 199H126V200H128L129 199V201L128 202H126L124 199H122V200H124L125 201V204H124V201H122L121 200V198H122ZM138 196V197H137ZM203 196V197H202ZM209 196H210V199H209ZM232 196V197H233ZM248 196V197H247ZM135 197V198H134ZM164 198H165V196H163ZM245 197V198H244ZM115 198H116V200H115ZM131 198H132V200H131ZM154 198V197H153ZM170 198V197H169ZM180 198V197H179ZM180 198V199H181ZM218 198V197H217ZM247 198V199H246ZM250 198V199H249ZM97 199L99 200V203H98V201H97ZM147 199V200H146ZM180 199H177V200H180ZM181 199V200H182ZM219 199V198H218ZM218 200V202L219 201H223L224 199H222V200ZM231 199H233V200H231ZM243 199H246V200H243ZM253 199V200H252ZM138 200H140V202L138 201ZM150 200V201H151ZM162 200V199H161ZM166 200V199H165ZM164 200V201H165ZM188 200V201H189ZM192 200H193V198H192ZM191 200V201H192ZM217 200V199H216ZM227 200V199H226ZM243 200V201H242ZM256 202H255V201ZM263 200V201H262ZM100 201H102V203L100 202ZM187 201V202H188ZM190 201V202H191ZM214 201H215V199H214ZM225 201V200H224ZM233 201V202H232ZM242 201V202H241ZM254 201V202H253ZM97 202V203H96ZM116 202V203H115ZM130 202L131 203H133L132 205L133 206H131V204H130ZM147 202V203H146ZM186 202V201H185ZM195 202H196V204H195ZM208 203L207 205H210V204H213L214 202H212V203ZM111 203V204H112ZM141 203L142 205H139V204ZM169 203V204H168ZM184 203V202H183ZM224 203V202H223ZM231 203H234V204H232L231 205ZM95 204V205H94ZM116 204V205H115ZM137 204V205H136ZM156 206H155V205ZM184 204H186V203H184ZM183 204V205H184ZM195 204V205H194ZM215 205H216V202L214 203ZM231 206H230V205ZM242 206H241V205ZM108 205V206H107ZM159 205V206H158ZM166 205V203H165V206H167ZM187 205H188V203H187ZM186 205V206H187ZM205 205V204H204ZM218 205V204H217ZM251 205H254L255 207H253L252 206V208H256L254 211H252V209H251ZM116 206V207H115ZM151 206V207H152ZM176 206H177V204H176ZM178 206H180V204H178ZM177 206V207H178ZM189 206V205H188ZM187 206V207H188ZM199 206H200V204H199ZM202 206V205H201ZM206 206V205H205ZM210 206H212V205H210ZM221 208H222V206H221V204L219 205ZM227 206V207H226ZM241 206V207H240ZM250 206V207H249ZM100 207V208H99ZM112 207V208H111ZM115 207V208H114ZM137 207V208H138ZM145 207V208H146ZM181 208H179V209H182V207L183 206H180ZM198 207V206H197ZM231 207V208H230ZM237 207H238V210H236L237 209ZM157 208V209H156ZM192 208V209H193ZM200 208H202V207H200ZM199 208V210L201 211V209ZM207 208V207H206ZM209 208V207H208ZM207 208V209H208ZM211 208V207H210ZM221 208H219V209H221ZM228 208H230V209H228ZM106 209V210H105ZM149 209H151L150 207H149ZM154 209H153V213H154ZM178 209V208H177ZM187 209H189V208H187ZM196 209V208H195ZM204 209V208H203ZM247 209V211H249L248 213H251V215L249 214V216L248 215H246L245 213L247 212V211H245ZM124 210V209H123ZM136 210H138V209H136ZM142 210H144V209H142ZM161 210H163V208L161 209ZM199 210H197V211H199ZM209 210V209H208ZM231 212H230V211ZM233 210H235L234 211V213H233ZM251 210V211H250ZM262 210V211H261ZM105 211V212H104ZM124 211H127L126 209L124 210ZM132 211H134L135 212V210H132V209H130V213L132 212ZM141 211V210H140ZM146 211V210H145ZM149 211V210H148ZM147 211V212H148ZM209 211H211V209L209 210ZM229 211V212H228ZM239 211V212H238ZM123 212V211H122ZM122 212H121V215H119L118 217H120L119 218V220L121 219L122 220V218H123V216H122ZM152 212V211H151ZM160 212V211H159ZM165 212H164V210H163V213L165 214ZM194 212V213H195ZM242 212V213H241ZM256 212V213H255ZM128 213H129V211H128ZM133 213V212H132ZM138 213V212H137ZM137 213H135V217H136V214ZM140 213V212H139ZM143 213H145L144 211H142V214ZM149 213V212H148ZM170 213V214H169ZM172 213H173V215H172ZM189 213V212H188ZM191 213V212H190ZM193 213V214H194ZM202 213V212H201ZM226 213H228L227 215L229 216V218L227 217V215H226ZM241 213V214H240ZM96 214V215H95ZM113 214V215H114ZM176 214V215H175ZM200 214V215H199ZM243 214V215H242ZM97 215H99V216H97ZM102 215V216H101ZM113 215L111 216L112 218H113ZM140 215V214H139ZM158 215H160V214H158ZM162 215V214H161ZM185 215V216H186ZM205 215H206V213H205ZM208 215V214H207ZM212 215V216H211ZM237 216V217H234V216ZM244 215H246L245 217H244ZM255 215V216H254ZM257 215V216H256ZM104 216V217H103ZM115 216V215H114ZM115 216V217H116ZM137 216H138V214H137ZM157 216V217H156ZM176 216V217H175ZM213 216H215V218L213 217ZM218 216V217H217ZM102 217V218H101ZM114 217V218H115ZM122 217V218H121ZM145 217V218H144ZM161 217V216H160ZM205 217V216H204ZM210 217V218H209ZM219 218V219H222V220H219V219H217V218ZM227 217V218H226ZM234 217V218H233ZM174 218H175V220L179 223V221H180V223H182V222H184L183 223V225H185V226H183V225H181V224H179V225H181L182 227H184V228H182L181 226V228H182V232H181V230L179 231V232H181V233H183V236H181L180 234L178 235V231L177 230H179L180 229V227H178V223H177V225H174L175 223L174 222H176L175 220H174ZM192 220H191V219ZM203 218V217H202ZM209 218V219H208ZM211 218H214V219H211ZM225 218V220L223 221V219ZM101 221H100V220ZM106 221H105V220ZM132 219H134V221L132 220ZM141 221H140V220ZM188 219L190 220V221H188ZM194 219V220H193ZM208 221H207V220ZM102 223V224H99L100 222ZM111 220V219H110ZM118 220V221H119ZM185 220H187L188 222H186ZM199 220H200V222H199ZM229 220H230V222L231 223H233V224H235V223H238V224H236L235 226H236V228H238L239 226H237V225H242V227H243V229L241 230L240 228H242L241 226H240V228H238V230L240 231H242V232H244L245 233V238L243 239V241L241 242V240L240 241H235V234L236 233H238V231H235L236 233L233 235V233H234V231H233V229L234 228H232V225L229 223ZM244 220V221H243ZM115 221H116V219H115ZM114 221V222H115ZM123 221V220H122ZM155 221V222H154ZM163 220H161V222H162ZM166 221V222H165ZM169 220H168V222H170ZM182 221V222H181ZM198 221V222H197ZM202 221V222H201ZM226 221H228V222H226ZM260 221V222H259ZM110 222H113V221H110ZM113 222V223H114ZM131 222V223H130ZM139 222H141L139 225H140V227H138L139 225H138V223ZM145 222V223H144ZM189 222L191 223V224H189ZM196 222H197V224H196ZM264 222V221H263ZM98 223V224H97ZM107 223H109V222H107ZM117 223V222H116ZM165 223V224H164ZM193 223H195V224H193ZM111 224V223H110ZM122 224V223H121ZM132 224H134V225H132ZM149 224V225H148ZM205 224H208V225H205ZM218 224H216L217 226H218ZM118 225V226H117ZM171 225V226H170ZM203 225H205V227H203ZM97 226V227H96ZM110 226V225H109ZM108 226V227H109ZM122 226H123V224H122ZM208 226V227H207ZM211 226V227H210ZM262 226H264V225H262ZM261 226V227H262ZM106 227V226H105ZM214 225H213V229H214ZM104 228V229H103ZM218 228V227H217ZM235 228V229H236ZM177 229V230H176ZM203 229H206V230H203ZM125 230V231H124ZM130 230V232L132 233H129V235L131 234V235H134V236H132L133 238H131L130 240H131V242H130V240H129V235L128 236H126V233H127V231H129ZM186 230H187V232H186ZM196 230H197V228H196ZM195 230V231H196ZM197 231L198 233L200 232V231ZM215 230H216V228H215ZM214 230V231H215ZM103 231H105V233H103ZM120 231V232H119ZM136 231H134V232H136ZM142 232V234H141V232ZM169 231V232H168ZM102 233V234H104V235H102V234H100V233ZM155 232V233H154ZM229 232H230V234H229ZM127 233V234H128ZM197 233V234H198ZM199 234L200 235V237L203 235V233L202 234ZM209 233V232H208ZM244 233H242V234H244ZM96 234V235H95ZM113 234V235H112ZM115 234V235H114ZM119 234V235H118ZM122 234V235H121ZM150 234V236H148ZM207 234V233H206ZM239 234V233H238ZM93 235V236H92ZM100 235V236H99ZM111 235V236H110ZM140 235H144V236H142L141 238L142 239H146V237H147V242H145L146 240H144V244L143 245H145V246H142L141 248H142V250H141V248L139 247V243H140V241L139 240H141L140 239ZM157 235V236H156ZM210 235V234H209ZM209 235H207V236H209ZM94 236H95V238H94ZM98 236V237H97ZM105 236H109V237H105ZM116 236V237H115ZM175 236H178V237H176L175 238ZM196 236V235H195ZM204 236V235H203ZM243 236V235H242ZM243 236V237H244ZM105 237V238H104ZM157 237V239H155ZM197 238H196V240L199 238L198 236H196ZM206 237V236H205ZM211 237L210 238H207V241L209 240V239H211ZM234 239H233V238ZM242 237V238H243ZM110 240H109V239ZM124 238V239H123ZM194 238V237H193ZM193 238H191V239H193ZM93 239V240H92ZM100 240V241H97V240ZM118 239V240H117ZM133 239H139V240H136V244H135V247H133L134 246V243L135 242H133ZM174 239H179L180 241H176L175 242V240ZM201 239H204V238H202L201 237ZM200 239V240H201ZM172 240V241H171ZM206 240V239H205ZM223 240V241H222ZM94 241V242H93ZM103 241V242H102ZM137 241H139L138 243H137ZM149 241V242H148ZM154 243H153V242ZM169 241H171V242H169ZM184 241H185V243H184ZM203 241V240H202ZM206 241V242H207ZM221 241V242H220ZM262 241H264V240H262ZM95 242H97V244L98 243H100V244H96ZM105 242V243H104ZM112 242V243H111ZM123 242V243H122ZM168 242H169V244L171 243V245H169V246H171V247H168L167 246V249H165V251H164V245L163 244H165V243H167L166 245H168ZM193 242V241H192ZM198 242H200V241H198ZM205 242V241H204ZM203 242V243H204ZM103 243V244H102ZM106 243H108V244H106ZM125 243V244H124ZM131 243L133 244V245H131ZM163 243V244H162ZM176 243V244H177ZM195 244H196V241L194 242ZM215 243V244H214ZM227 243V244H226ZM92 244V245H91ZM113 246H112V245ZM118 244V245H117ZM177 244V245H178ZM182 244V243H181ZM186 244V245H187ZM192 244V243H191ZM187 245L188 247H191L192 245ZM205 244V243H204ZM204 244H203V246H204ZM207 244V243H206ZM261 244V245H260ZM122 245V246H121ZM136 245H138V246H136ZM163 245V246H162ZM98 246H100V247H98ZM105 246V247H104ZM148 248H147V247ZM180 246V245H179ZM224 246V247H223ZM113 247V248H112ZM145 247H146V249H145ZM158 247V248H157ZM177 247V246H176ZM181 247V246H180ZM199 247V246H198ZM211 247V248H210ZM212 247H214V248H212ZM229 247V246H228ZM262 247V248H261ZM115 248V249H114ZM195 248V247H194ZM202 248V247H201ZM205 248V247H204ZM261 248V249H260ZM95 249H96V251H95ZM160 249V248H159ZM181 249H182V247H181ZM184 249H186V248H184ZM199 249V248H198ZM197 249V250H198ZM208 249L206 250V251H208ZM93 250H94V252H93ZM136 250V251H135ZM138 250V251H137ZM175 250V252H172V251H174ZM183 250V249H182ZM186 250H188V249H186ZM215 250V251H214ZM228 250H229V248H228ZM111 251H112V253H111ZM118 251H120V252H118ZM189 251H191L192 252V250H190L189 249ZM188 251V253H189V255H190V252ZM193 251H195V250H193ZM199 251H202V250H198L196 253H198ZM206 251H205V249H204V251L203 252H205L206 253ZM225 251H226V249H225ZM98 252V253H97ZM129 252V253H128ZM139 252V253H138ZM168 252V253H167ZM229 252V251H228ZM228 252H227V255L229 256V254H228ZM142 253V254H141ZM176 253V254H175ZM182 253H184L183 251H181V254ZM193 253H195V252H192V254ZM205 253H203V255L204 256H202V257H200L202 254H201V252H199L198 254H194L193 256V258H192V260L194 259V261H197L199 264L202 262V261H204L205 260V262H206V260H208V259H206L207 257H205ZM103 254V255H102ZM132 254V255H131ZM159 254V255H158ZM165 254H167V255H165ZM178 258H176L174 255ZM201 254V255H200ZM230 254H231V252H230ZM118 255V256H117ZM141 257H139V256ZM188 255V256H189ZM200 255V256H199ZM208 255H210V251L208 252ZM208 255H206V256H208ZM115 256V257H114ZM138 256V257H137ZM172 256H174L175 258H176V261H173V260H169ZM188 256H186V257H188ZM227 256V257H228ZM230 256H229V258H230ZM50 257L52 258V255H50ZM54 257V256H53ZM167 257V258H166ZM190 257H191V255H190ZM190 257H188V258H190ZM203 258L202 260L200 259V258ZM212 257V256H211ZM216 257V256H215ZM214 257V258H215ZM226 257V256H225ZM232 257H234V258H232ZM108 258H103V261L104 260H106L107 259V261H108ZM117 258V259H116ZM173 258V257H172ZM171 258V259H172ZM175 258H174V260H175ZM184 258V257H183ZM205 258V259H204ZM208 258L210 259V256H208ZM213 258V259H214ZM262 258V259H261ZM55 259V258H54ZM99 259V258H98ZM111 259V258H110ZM111 259V260H112ZM139 259V260H138ZM219 259V260H220ZM100 260V259H99ZM128 260L125 262V264L128 262ZM169 260V261H168ZM183 260V259H182ZM191 260V259H190ZM211 260H212V258H211ZM229 260V259H228ZM55 260H50V262H52L53 264H57V262H54ZM57 261V260H56ZM101 261V260H100ZM102 261V262H103ZM106 261V262H107ZM119 261L120 260H118V263H119ZM135 262V264L136 263H138V262ZM143 261V260H142ZM146 261V260H145ZM153 261V262H152ZM173 261V262H172ZM221 261V260H220ZM231 261H233V260H231ZM105 261L103 262V264H111V262H107L106 263ZM115 262V261H114ZM113 261H112V264L114 263ZM128 262V263H129ZM134 262V261H133ZM146 262V263H147ZM176 262V263H175ZM230 262V261H229ZM228 262V263H229ZM121 263V262H120ZM119 263V264H120ZM127 263V264H128ZM146 263H143V264H146ZM233 263V262H232ZM231 263V264H232ZM114 264H117V263H114ZM122 264H124V263H122ZM139 264V263H138ZM191 264H194L193 262H191ZM197 264V263H196ZM201 264H205V263H201ZM208 264H210V262L208 263ZM230 264V263H229ZM233 264H235V263H233Z\"/></svg>","mask_w":264,"mask_h":264}]
</instances>
